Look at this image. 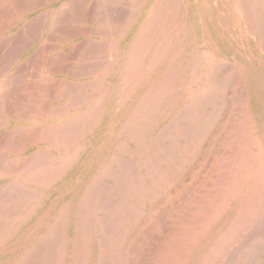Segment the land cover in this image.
Masks as SVG:
<instances>
[{"label": "rangeland", "instance_id": "obj_1", "mask_svg": "<svg viewBox=\"0 0 264 264\" xmlns=\"http://www.w3.org/2000/svg\"><path fill=\"white\" fill-rule=\"evenodd\" d=\"M1 1H2V3L0 4V11H1L0 14L2 13L1 17H3V13L7 12V11H4V9L5 10L7 9V7H8L7 4L11 3V1L10 0H0V2ZM43 1H45V0H43ZM43 1H42V3H43ZM70 1L71 0H53V1L49 0V3H46V2H48V0H47L45 3H43V6H42L39 13L28 17L26 20H23V18H21L23 14L19 13V15L20 14L21 15L18 17H19V19H21V22L17 25L16 28H12V29H11V26H9L12 22L10 20H8V19H10V16L14 13V12H12L14 10V8H12L11 4H10L11 7L10 6L9 7L12 8L13 10L8 7L7 15H9V16L2 18L4 20L6 18V22L4 21L6 23L5 27L7 26L6 30H5V27L3 25L4 22L0 17V19H1L0 22L1 21L3 22V23L1 22L0 24L3 25L2 29H4V30H2V29L0 30L1 31L0 32V40L6 38V40H4V42L3 41H0V42L1 43L3 42L2 44H4V45L6 43H8V44H6V46L8 45L7 47H4V45H2V44L0 45V47H1L0 49L4 48L2 51L0 50L1 51L0 52L1 53L0 54V72H1L0 73V79L3 81V78L6 77L3 82H5L7 80L10 81V79H9L10 74L12 76L10 78H12L13 81H14L13 75H14V78L16 77L15 83L12 80H11L12 83L7 81L10 84L6 82L5 86H3L4 83H2V81L0 80V85L2 84L0 86V92L3 90L1 92L3 94L0 93V96H4L2 98L0 97V99L3 100L5 98L3 101L0 100L1 101V103H0V111H1L0 114L2 115V116L0 115V117H3V118H0V264H8V262L10 261V259L12 257V251H13L12 250L13 245L11 243L12 242L11 240L13 239L12 237H15V235H16L17 236L16 242H18V239L20 241V237L23 239H29L31 236H34V235L44 236V235L49 233L48 229H49L50 225L54 224L52 226L54 228L56 222L58 221V218H60V217H62V218L59 220L60 223L59 222L58 223L61 227L58 226L57 225L58 223H57L56 227L57 226L58 227H57V229L55 227L54 231L56 233H60L58 228L59 229L61 228L60 230H61V234L63 236V239L65 240V244H66L65 249H66V253L69 257L68 262L70 264H72L73 260H74L73 264H91L92 260H91L90 256L97 255L99 252L103 253L104 248H102V247H104V246H101V245H105L107 243V242H104L105 243L104 244L103 241H106V239H105L106 238L105 235H107L106 230H107V233L109 232L108 229H105L106 226H104L106 224V223H104V221L105 222L107 221V214L105 213L106 210H104L103 205L106 208L107 204L103 203V201L106 202L105 200H103V198L104 199H105V197H106V199L108 198V193H105V192L107 190L109 192L112 189L110 191V193L112 192L111 194H113V192L115 191V189L110 187V185L115 187V185H117V182H118L117 180L121 178L120 175L123 174L121 171V168H119L122 165L121 162L123 160L126 161V159H127V160H129L128 164L133 163L132 161H136V159H137L136 156L141 152V149L144 147V145L147 144V142H150V140L152 141V139L156 138V135L158 132L160 133L162 130L161 133L165 134L163 129L165 127L167 128L169 126V123L171 124L172 121H170V120H172L175 111L180 106H182L184 101L187 99L186 95L188 94V92L190 90L198 87L199 84H201L203 81L208 80V79H206L208 76L207 74L210 75L211 71L205 69V64H207L211 59L210 58V53L212 52L211 50H213L215 52V57L218 58V59L215 58L214 64H219L220 62H221V64H223L224 62L222 63V61H227L224 63V65L219 64V65L215 66L216 69L214 68V71L216 70L215 72H217V73H215L216 84H218V85H216L217 89L223 90V92H224L223 93V99L225 98L224 100H222L220 102L221 104H218V106H223L222 114H224L225 116L224 115L222 116V114H221V116L219 117L218 121L215 124L216 125L214 127L215 130L213 129L214 133L212 132V134L210 135L211 138L210 137H209L210 139L207 138V140L204 143V145H206V146L203 145L201 151L198 152L196 157L192 158L191 161H193L192 163H195V164H191V166L188 167L187 172L185 171V174L182 176L183 178H180V181H178V183L175 186L171 187V189L169 191L170 196H169L168 202H166L165 199L162 200L163 203L159 206V209L157 211L158 213L155 215L156 219L152 220L153 226H156V228H154L152 226V229L153 228H154L153 230L157 229V226H159L160 223H162L163 221L165 223V221L167 220V222H166L167 224L164 226V230L162 229L163 226L158 228L159 230L157 229L156 231H153V232H152V230L149 229L150 227L148 225L147 226L145 225L143 227L145 232H148L150 230L151 231L150 233H152V235H153L154 239L151 241V243H152V247H154V249H156V252H155L156 255L159 253L158 251H159L160 246L163 247L161 249L162 251L166 250L165 245L169 246L170 244H172V246H173L174 245L173 244L174 239H175V241L178 240L179 239L178 236L182 235L185 231H189V232H193V233L196 232L195 227L192 229L191 227H189V224L184 225V223H189L188 221L191 222L194 219H196L195 216H198V212L200 211V208H199L200 205L202 208L205 207L204 201H203L204 199H208V198L210 199L211 196H209V195H213L215 193H217V194L220 193L219 190H220L221 186L224 185V183L222 181H224L226 176H228L227 172L226 173H220V172H225L224 170L230 171L231 169L233 170L234 168L236 169L239 161L241 162V164H242V162H244V160L246 161V159L248 160L247 162L252 161L251 158H253V155L252 156H249V155L253 154V153H254V155L257 154L258 149L255 150V147L247 146V144H245V146L248 147L249 149L248 148L245 149L246 147L245 146L243 147L244 142H246V140H248L247 143H250L251 141H253V143L256 142L260 148L264 144V75L263 76H257L255 79H252L251 77H249V75L247 76V72L245 71V69L243 67V63H242L243 60L246 59V60H249L252 63V65H254V68H257V69L264 68V51H263L264 50V48H263L264 39H263V43L262 42L260 43L261 46L259 48V46H257L259 44L255 43L251 40L237 39V37L239 35V30L236 28L235 25H231L228 22L227 23L225 22L226 24L224 23V24H221V26L217 25L214 27L213 22L210 23V21H208V20H206V22L204 24V22H202L200 20L201 15H202V14H200L201 13L200 10L203 9L201 7V4H202L201 0H175L176 5L173 6L171 9L167 8V7H164V8L160 7L159 9L156 10V12L151 10V9H153V4H155L157 0H113V1L112 0H88V1L84 0L85 3L82 2L83 0H76L77 1V6H76L77 12H78V7L81 6L80 7L81 10L79 11V15H77L78 13H76V10L75 11L72 10V12L76 13L77 18L75 17L76 15H74V13H72L71 11H68L69 7H73L72 4H71L72 6H70ZM159 1H163V2L165 1V3H167V0H159ZM222 1L223 0H216V2L219 3V6H221V9H224L225 4H224V1H223V3H222ZM249 1L248 0H247V2L245 1V4H244L243 3L244 0H234V2H236L234 4V7L237 9L240 7L242 8V4H243L247 9H250L253 5V4H250L251 2L254 1L253 3H255V2L258 3V0L257 1L256 0H249ZM260 1L262 2V0H259L258 4L261 3ZM98 2L101 3L100 4L101 7L98 4ZM64 3H65V5H64ZM73 4H76V3H73ZM97 5L99 6V8H97L98 7ZM250 5H251V7H249ZM65 7H68V8L64 9ZM125 7L128 10L127 12H125L126 11ZM232 7H233V4H232ZM101 8H102V10H101ZM119 8H122V11H124V13H127L128 15L126 14L127 16L123 17L125 14H123V12ZM133 8H135L136 10ZM173 9L175 10V12ZM2 10H3V12H2ZM63 10H65L69 13L71 12L70 15L68 16V13L64 12ZM98 10L100 13L98 12ZM117 10L122 13V19L119 18V17H121V15H120L121 13L120 14L117 13L119 15V17L116 14V17L120 19V20L119 19L118 20L120 22H121V20H122V22L125 20V22L122 23V26L120 23H118V24H120L119 26H115V25H118V24H116L117 22H115V21H117L116 17H115V12H118ZM133 10L136 11V13H133L134 12ZM150 10H151V12H150ZM10 12H12V14H10ZM43 12H45L46 14ZM96 12H97V14H101V16L99 17V15H96L95 14ZM165 12H168V13H165ZM47 13L49 15H47ZM62 13H66V15L69 17V19L72 18V17L70 18L71 15L75 19H77V20L79 19L78 21L74 20L76 22L73 21L74 22L73 23V22H71L73 19L72 18L70 20V24H69V22L68 23L66 22V24L70 25V26L69 25H67V26H69V27L73 26L72 28L78 29V31L80 30V34L76 30L79 35L76 38H74L73 40H71L70 42L64 41V38L66 37V35H65L66 28L68 29L69 27L65 28L64 22L60 21L61 19H63V17L61 18V15L66 16V15H63ZM149 13H151V14H149ZM154 13L156 14L158 20L160 19L159 22L154 21V19H153ZM171 13H173V14H171ZM40 15L41 16L43 15L46 20L43 19V16L40 17ZM149 16H151L152 18H148ZM37 17H40L42 19H40V18L38 19ZM251 17L252 16H249V19H252V18L253 19L252 20L248 19L249 23H250V21H255L254 17H252V18ZM36 18L39 21L38 23L43 21L41 24L42 26L40 24L36 25L37 24ZM31 19H33V20H31ZM34 19L36 20V22H35L36 24L35 23L32 24V21H35ZM174 19H176V20L174 21ZM99 20H102V22ZM202 20H203V18H202ZM29 21L32 25L29 24ZM52 21H54V22H52ZM98 21H99V24H97ZM173 21H174V23H173ZM103 22L110 28H107V26ZM127 22L128 23L130 22V23L128 24ZM146 22H148L150 24V26L147 25ZM179 22L183 23L181 28L179 27L181 25V24H179ZM58 23H59V26L57 25ZM60 23H62L63 25L61 26ZM171 23H173V24H171ZM253 23H257V18H256V22H253ZM253 23L251 22L250 24H252V26L254 27ZM26 24L28 25L27 27H26ZM44 24H45V26H43ZM112 24L113 25L115 24L114 26L116 28L113 26V29H112L111 28ZM39 25L41 26L42 29L40 28ZM52 25H55V27H57V28L59 27L60 28L59 31L62 32V33L58 32V34H57L58 36L55 37L57 40L54 39L56 42L54 40H52L53 39V37H52L53 33L50 31V28ZM103 25H104V27H103ZM146 25L149 27L148 30L143 28L144 26L147 27ZM172 25H174V26H172ZM176 25H178V27L180 28V30H179V28L177 29V30H179V32L177 31L178 32L177 34L175 32L176 28H177ZM63 26H64V29H63ZM125 26H126V28H125ZM258 26H259V24H258ZM24 27H26V28L24 29ZM34 27H35V29H34ZM222 27H224V30ZM72 28L69 29L68 31H73ZM201 28H202V30L203 29L208 30V32H209L208 35H210V36L203 34L201 31ZM213 28L215 29L216 33L218 32L223 38L229 37V36H234L237 40L235 39L234 41L233 40L225 41V39H223L222 37H221V40H219V39L213 40L210 38L211 34L214 33L212 31ZM168 29H169V31H168V33H166ZM29 30H30V33H35V35H34L35 38L33 37L32 34L29 33ZM82 30L90 31V32H92V35H91V33H89V32L85 33ZM101 30H103V31L105 30L104 31L105 34L107 32V35L104 34L105 36H108L110 33L111 34L108 37L104 36L105 38L101 37V35H99V34L103 33V31L101 32ZM173 30H174V32H173ZM260 30H262V29H260ZM76 31H74V32H76ZM81 31H82V33H81ZM18 32H19V34H18ZM37 32H39V33L36 36ZM148 32H150V33H148ZM260 32L264 36V29H263V31H260ZM21 33L23 36L21 35ZM63 33H64L65 37L62 35ZM93 33H95V34L99 33L98 34L99 36L93 35ZM171 33H173V34H171ZM49 34H50V36H49ZM169 34L171 36H173L174 34L175 35L173 36V38L172 37L169 38V36H170ZM18 35H20L21 38L23 37L22 39H24V40L26 38L29 39L33 44L32 43L30 44V42L27 39L25 40V42H24V40L22 41ZM30 35H32V36L29 37ZM14 36H16V37L18 36V37L16 38ZM26 36H28V37H26ZM38 36H39V38H38ZM102 36H103V34H102ZM50 37H51V39H50V41H48V39ZM83 37L84 38L86 37L87 40H85L86 38L83 39ZM8 38L11 42L14 40L15 41L11 43L8 40ZM13 38H16L18 40L17 41H16V39L13 40ZM30 38L33 40L37 38V40H34V42H33V40H31ZM40 38L42 41L44 40V42L50 44V45H46V47H45L46 50L42 51L43 54L46 52L45 53L46 55L45 54L43 56L41 55L42 57H46V59H47V58H49V57L51 58L53 56L55 59V56L53 54H55L58 57L62 53L60 55L61 57H58V58L56 57L58 59V60H56L57 62L61 59L60 60L61 65H59V67H58V63H60V62H58V63L54 62V60L52 59L53 62L49 63L48 59L46 60L45 58H42V59L46 60V61H44L40 58L41 56H39L40 54H38L39 52H37L39 49L35 47V43ZM261 39H262V37H261ZM261 39H260V41H262ZM7 40H8V42L5 43V41H7ZM88 40H89V42H88ZM111 40H112L113 45L111 43ZM138 40H139V42H138ZM93 41H95V43H96V45L93 44V46L95 45L97 47V49L91 48V46H92L91 43H93ZM105 41H108V44ZM206 41H208V42H206ZM85 42L87 44H85L83 46V44ZM14 43H16V44L20 43L22 46L21 45L19 46L16 44L14 45ZM23 43L24 44L27 43L25 46H27L29 43L30 46H27L28 47L27 49H22L25 51L20 50L21 52H19L18 49L24 47ZM81 43H83V44H81ZM88 43H90L91 45ZM11 44H13V47L10 46ZM104 44H106L105 45L106 47L104 46ZM137 44H138V46L136 49L135 45H137ZM67 45L69 47H67ZM100 45H103V46L101 47ZM109 45H111V46H109ZM16 46L17 47L19 46L18 49H16L17 48ZM132 46H134V49L136 50L135 53H134V49L131 52ZM8 47H11V48L9 49ZM47 47H49L50 49L52 48L51 49L52 51ZM55 47H58V48L53 49ZM12 48L13 49L15 48L14 50L16 51L17 55L16 54L14 55L15 52H13ZM61 48H63V49H61ZM66 48H67V50H66ZM256 48L259 50H256ZM47 49H49L48 50L49 54L47 53ZM85 49H87V50L92 49L94 52L91 53L92 50L90 52L88 50V53H89L88 54L87 50H85ZM4 50L6 51V53ZM7 50H9V51L12 50L10 54L15 56V57L14 56L12 57L13 61L11 60L12 59V58H10L11 55H9V51H7ZM95 50H97V52L99 50H101L102 53L104 54V55L103 54L100 55L98 53V55H100L99 60L101 62L98 60V55L95 56V54H97V52ZM3 51H4V53H3ZM35 51H36V57L38 56L40 58V60H39V58L34 57ZM62 51H64V53ZM106 51L109 53H106ZM18 53H20V54H18ZM111 53H112V56H111ZM130 53H131V55H130ZM132 53H134L136 56L135 57L136 63L138 62V64H136V66H135V62L133 63L130 60L134 57V56H132L133 55ZM184 53L185 54H187V53L188 54L189 53L194 54L195 53V55L197 54L195 57H197V58L199 57V58L198 59L196 58V60L194 61L195 66L192 63V65L190 66L189 69H187V71L182 72L181 68L179 69L180 64H181L179 62L186 57L184 55ZM7 54L9 55V58H10V59H8L9 64H7L8 60H6L8 58V57L6 58ZM86 54H87V56H86ZM198 54H199V56H198ZM200 54L202 56L204 54H206V56H204L206 58H202V56H200ZM1 55H3V56H1ZM62 55H64V56H62ZM93 55H94V58H93ZM103 56L104 57L107 56L106 58H109L110 60L105 59V58L103 59ZM32 57L35 59H33ZM157 57H158V59H157ZM219 57H220V59H219ZM64 58H65V60H64ZM200 58H201V60H199ZM28 59H30L31 61H32V59L34 61H37V59H38L37 63L33 61V63H35V64H40L41 61H44L43 63L42 62L41 63L42 64L45 63L46 65H48V63H49V65L44 66L45 65L44 64L42 67V64H40L42 69H43L42 70V69H40L41 67L40 68L38 67V65L37 66L36 65H29V63L31 61L27 62L26 60H28ZM153 59H157L156 62H155V60L153 61ZM204 59H206V60H204ZM216 59L218 61H220V60L221 61L218 63ZM10 60H11V62H10ZM50 61H51V59H50ZM98 61L100 62V64H97ZM107 61L109 64L104 63ZM24 62H25V64H24ZM20 63L21 64L23 63L25 70H20L21 68L23 69L22 65L20 67ZM33 63L31 62V64H33ZM55 63H57V64H55ZM132 63L135 66L134 67L135 70L134 69L130 70L131 68H133ZM196 63H197V65H196ZM5 64H7L10 68H6L7 70L3 69V67H8L7 65L5 66ZM51 64H54L55 66L57 65V67H54V65H53L51 68ZM104 64H106V65L104 66ZM201 64H203V65H201ZM25 65H27V67H25ZM28 65H29V67H28ZM95 65L98 68L96 67V69H95V67H94ZM99 65H101V66H99ZM34 66H36V68ZM49 66H50V69L48 68ZM60 66H62V68H60ZM130 66H131V68H130ZM192 66H194L196 68L199 66L196 69V72H195V68H193ZM217 66H219V67L217 68ZM220 66L222 68H220ZM17 67L19 70L17 69L18 71L17 70L15 71V69ZM45 67L48 68L47 71L50 70V72H46ZM107 67H109V68H107ZM127 67H128V71H130L128 73H127ZM203 67H204V69H203ZM92 68H94L95 71L93 69V72H92L91 71ZM106 68L108 69V71L106 70ZM176 68H177V70H176ZM32 69H34V70H32ZM51 69H54V71ZM55 69H57V71ZM60 69H61V72H60ZM173 69L175 71H173ZM35 70L36 71L38 70L37 73H40V74H36V75H38L37 77L33 76V75H35L34 73H36ZM39 70L42 71V73L44 72V74H46L48 76L47 77L46 75L42 74L43 78H44V76H46L47 80H46V78H44L46 81H42L43 78L41 79L42 76H41V72H39ZM88 70H90V71L88 72ZM14 71L16 72L15 73L16 75L13 73ZM51 71L54 73H52ZM151 71H152V73H150ZM58 72H60V73H58ZM135 72H136V74H135ZM170 72H171V74L173 73L172 74L173 77L172 76L170 77L171 74L168 75ZM24 73L31 74V75H27L28 76L27 77V76H25L26 74H24ZM32 73H33V75H32ZM87 73H88V76H87ZM105 73H106V75H105ZM7 74L9 75V77L7 76ZM68 74H70V75H68ZM131 75H133V76H131ZM192 75L193 76L196 75L197 77L192 78L193 77ZM29 76H31V78H29ZM164 76L165 77L167 76L165 78L166 80H167V78L170 77L169 82H166V84H165V82L163 83V81L165 80ZM7 77H8V79H7ZM100 77L102 79L98 80ZM223 77H225L226 82H225ZM219 78H220V81H219ZM221 78H222V80H221ZM22 79H23V81L21 82ZM40 79L42 82H40ZM192 79H194L193 81H195V84H194V82L191 81ZM217 79H218V81H217ZM38 80H39V83H41V85L44 84V86H42L41 88H40L41 85L37 83ZM96 80H98V81H96ZM199 81H201V82H199ZM82 82L83 83L86 82V84L84 83L85 84L84 87L81 86L83 84ZM96 82L97 83L99 82L98 85ZM134 82H136V83H134ZM160 82L163 83V87H164L163 90L166 91V93L163 94L164 96L162 98L160 97L161 99H158L160 91L162 90V88L160 86H157V84ZM32 83L34 85L37 84V86L32 85ZM11 84H12V86H10ZM26 84H27V86H26ZM225 84H227V85H225ZM7 85H9V86H7ZM28 85L29 86L31 85V87L34 86V87H36V89L39 85L38 88L41 90L37 89L38 90L37 91L34 87H32V89H34V91L30 90L31 87H29ZM91 85L95 87L94 88L95 91ZM101 85L103 86L102 88H101ZM224 86L226 89L224 88ZM1 87L3 89H1ZM24 87L26 89H27V87H28V89L30 88L28 90L29 92H27V90ZM63 87H65V88H63ZM66 87H69L70 90L72 89L73 92H71L72 90L69 91V89H68V91H69V93H68V91L66 90ZM85 87H87V88H85ZM157 87L159 89H157ZM20 88H21V90L25 89L24 91H26L25 92L26 95L24 94V91L22 92L20 90ZM63 89H65V90H63ZM156 89H157V91H156ZM102 90H103V93H102ZM148 90H149V95H148V97L145 98V100L146 99L148 100V102H147L143 98L145 97L144 93L146 92L145 94H147ZM170 90H172V91H170ZM19 91L22 94H20ZM64 91H66V92H64ZM158 91H159V93H158ZM163 92L161 91L160 96H162ZM167 92L168 93L170 92V93L168 94ZM99 93H102V95L98 96ZM152 93H153V97H152ZM17 94H18V96H17ZM23 94L25 95V98H24V96H21ZM154 95H156L157 97L155 98ZM229 95L231 96L230 98H229ZM19 96H21L23 100ZM148 98H150L151 100L153 99V102H149L150 99H148ZM15 99L18 100L17 103H19V104H17L15 102L16 101ZM161 100H162V102H160ZM139 101H140V104H141V102L143 103L145 101L146 104L149 103L148 104L149 106L144 105L145 106L144 107L143 104H141L143 108H141L142 110L140 112L139 111L140 108L137 109L138 107H141V105L139 104ZM239 101H241V102H239ZM22 102H23V104H22ZM157 102H159L158 105H156ZM243 102H244V104H242ZM13 103L14 104L16 103L15 106ZM222 103H223V105H222ZM20 104H21V108L24 110L23 111L21 109L23 111V113L19 111L20 110V106H19ZM96 104H98V105H96ZM235 104H236V106H235ZM22 105H23V107H22ZM65 105H67V107ZM61 106H63V107L65 106L67 109H65L63 107L61 108ZM136 106H137V108H136ZM15 107H17L18 109H16ZM55 107H57V108L60 107L58 109L61 111V113ZM242 107H245V108L242 109ZM94 108H96V109L94 110ZM227 108L228 109L231 108V110L230 109L228 110ZM86 109L88 110L87 112H86ZM158 109H160V111H162V112L160 113V111ZM244 109L246 111L248 110V113H246ZM90 110L91 111L93 110L92 111L93 113ZM136 110H138V112ZM234 110L235 111L237 110V111L235 112ZM152 111H154V112H152ZM36 112L38 113L39 116L36 114ZM58 112L60 114H57ZM90 112H91V114H94V116L92 115V117H91ZM134 112H135V114H133ZM158 113H160V114L158 115ZM52 114H54V115H52ZM245 114L248 115V116L246 115L248 118L245 116ZM84 115H86L88 118ZM243 115L245 116V120H248L247 122L244 121ZM237 116H239V117L237 118ZM17 117H19V118L25 117V118H23L24 120L23 119L20 120ZM79 117L80 118L84 117L83 119H85V120H83V122H82V119L80 120ZM75 118H76V122L74 121ZM77 118H79V119H77ZM95 118H96V120H95ZM156 118H157V121H156ZM227 119H228V121H227ZM87 120L88 121L91 120L92 122H94V125L92 123H90V121L88 122L89 124L86 123ZM142 120H144V121L142 122ZM69 121H74L72 125L68 124V125H70V128L72 126L78 127L79 123H80L79 126H81V127L78 129L75 127H72L73 129H68L69 127H68L67 123H69ZM77 121H79V123H77ZM81 122H82V124H81ZM141 122H142V124H141ZM239 122H242L243 124L239 123ZM139 123H140V125H138ZM221 124H222L223 128L221 127ZM236 124H238L237 125L238 127L236 126ZM63 125H65L67 127V129H66V127L64 128ZM164 125H167V126L164 127ZM246 125L248 127L250 126L249 131H247L248 129L247 130L245 129L247 127ZM56 126L60 127V131L58 130V128ZM85 126L88 129H86ZM137 126H138V128H137ZM224 126L226 127L227 130H225ZM243 126H245V128H243ZM20 127H21V129L23 128L21 131L19 130ZM46 127H47V130H49L48 127H51L53 134L55 136H57L58 138L57 139L54 138L53 135H52L53 136L52 137L51 136L52 132L50 130H49V132H50L49 135L46 132L47 130L44 133V130ZM52 127H53V129H52ZM83 127H84L85 132L82 131ZM139 127L141 128V130ZM162 127H163V129H162ZM216 127L218 130H216ZM14 128L16 130H18V132ZM55 128H57V129H55ZM166 128L164 130H166ZM238 128H239V130H238ZM242 128H243V130H242ZM74 129L75 130L77 129L76 134H75ZM228 129H232V130H228ZM11 130L16 131V133H18V134H15V132L13 133ZM56 130H58V131H56ZM69 130H70V133L72 134L73 137L70 136L71 134L69 133ZM72 130H74V132ZM241 130H242V132H241ZM55 131L60 132V134L59 135L56 134ZM61 131H63L62 132L63 134H61ZM219 131H220V133H219ZM229 131H231V133H229ZM244 131L247 134H244L245 133ZM28 133L31 136L28 135V138L26 140H24V138L27 137ZM161 133H160V135H161ZM216 133H217V135H216ZM221 133H223V134H221ZM83 134H85V135H83ZM132 134H133V136H131ZM141 134L143 136L146 134L145 135L146 138L143 137L141 139V140H143V139L145 140V141L143 140V142H140L141 140L139 139L142 137ZM218 134H220V135H218ZM24 135L26 137H24ZM81 135H83V136H81ZM223 135H224V137H223ZM246 135H249L250 139ZM228 136H229V138H227ZM22 137H23L24 141L22 139H20ZM29 137H32V139ZM69 137H70V139H68ZM131 137L134 138V140ZM159 137L160 136L157 135V138H159ZM214 137H215V140H213ZM234 137L237 138V140ZM62 138H64V141ZM29 139L31 141H29ZM49 139H51V141H48ZM66 139H67V141H65ZM232 139H235L234 142H231ZM241 140H242V142L243 141L244 142L242 143ZM28 142L30 144H28ZM237 143H239L240 146H238ZM241 143H242V145H241ZM62 144H64V145L67 144L66 146L68 149L66 148V146H64ZM222 144H223V146H222ZM233 144H237V146L234 145L235 147L233 148L232 147ZM121 145L124 147L126 146V148H127V146L129 148H132L133 150L131 149L132 150L131 152L135 151V153H131L129 150H126V151H129L131 154L126 152L125 148L122 147ZM216 145H218L219 147H216ZM6 146H8L7 147L8 150L7 149L5 150ZM140 146H141V148H140ZM211 146L213 148H211ZM228 146H231L230 149ZM54 147L55 148L58 147V150H57V148L55 149ZM62 147H65L67 150L65 148L64 149L67 152H65ZM79 147H81V148H79ZM238 147H240L242 149L244 154L249 151L248 153H246L248 155L245 154L244 155L245 157H243V154H241L242 152ZM49 148H51L50 151H49ZM119 148H120V151H119ZM129 148H127V149H129ZM44 149H46V153H45ZM77 149L78 150L80 149V150L78 151ZM42 150L44 151V153L42 152ZM122 150L125 152L123 153ZM212 150H213L214 154L211 153ZM221 150H223V151L228 150L227 151L228 154H226V152H225L226 155H223L224 152H222ZM230 150H232V151H230ZM37 151H39L38 154H40V152H41V156H38ZM48 151L50 153L49 156H47L49 154ZM217 151L219 153L222 152L223 154L222 153L219 154ZM251 151H253V153H251ZM74 152H76L75 157H74ZM203 152H206V153H203ZM239 152H240V154H239ZM63 153L65 154V156L67 153L69 154L67 156L68 160L63 159V158H65V156H63L64 155ZM208 153H209V156H208ZM235 153L238 154V155H236L237 156L236 159L234 157ZM43 154H44V156H43ZM125 154H127V155H125ZM211 154L214 155L215 158L218 157L216 166H213V160L215 158H213ZM227 155H229L228 159H227ZM230 155H231V157H230ZM239 155H242V159ZM35 156L38 157L36 159H38L37 161L39 162L38 163L39 165L37 164V162L35 163V160H36ZM45 156H47V157H45ZM53 156H55V157H53ZM70 156L71 157L73 156L72 157L73 160H71V161H70V158H71ZM200 156L201 157L203 156V157L199 158ZM42 157H44V158H42ZM48 157H50L51 160L48 159ZM118 157L119 158L121 157V158L119 159ZM206 157H207V161L203 162L204 158H206ZM41 158L43 160L44 159H46V160L42 161ZM54 158L55 159L59 158L60 160L59 159L58 160L63 161V162L59 163L58 160L56 159L57 162L55 161L56 162V166H55V162H53V160H52ZM61 158H62V160H61ZM111 158H113V160L115 158H117V160L116 159L115 160L118 162L121 160V162H119L118 164L115 162V160H114V162H111L112 161ZM212 158H213V160H212ZM219 158L221 161L219 160ZM131 159H133V160L131 161ZM210 159H211V161H210ZM225 159H227V160H225ZM231 159L233 161H236V162L238 161V162L233 163ZM228 160H231V162L233 164L230 163ZM64 161H66V162L70 161V162H68L67 165H64V164H66V162H64ZM198 162H200V165H198L199 164ZM223 162H225V163L227 162V164L228 163L229 164L227 165V164H224ZM51 163H52V165H51ZM57 163H59L58 165L61 169H63V168L64 169L63 170H61V169L57 170L58 169ZM122 163L125 164V163H127V161L122 162ZM202 163H203V167H202ZM221 163H223V164H221ZM60 164H63L62 165L63 167H61ZM109 164L111 166V169L115 168V169H113V172L111 171ZM208 164H210V165H208ZM193 165H194V167H193ZM218 165H223V166L219 167ZM225 165L227 166V168ZM233 165H234V168H233ZM37 166L38 167L40 166L39 167L40 169L37 168ZM41 166H43V167H41ZM64 166L67 168H65ZM108 166H109V169H108ZM200 166L202 168H200ZM209 166H210V168L212 167L211 169H213V172L209 168ZM224 166H225V168H224ZM45 167L49 168V169L52 167L51 168L52 171L54 170V172H56L57 174L58 173H61V174H58L59 175L58 176L56 173H53L51 170H47V173H48V175H47V173H45L46 172ZM34 168L36 170H33ZM42 168L45 169L44 172H42L44 170V169L42 170ZM118 168H119V170H118ZM221 168H223V169H221ZM38 169L40 170V172H42V173H39L40 177L43 178V176H41V174H43V175L46 174L47 178L50 177V174H54L53 176L51 175L50 178H52L56 174V178L54 177L55 180L53 181L51 179L48 181L49 178L47 179L45 177L46 176L45 175L44 178L47 179V180L45 179V181H44V178H43V181L45 182V184L43 181H41L42 184L39 183L40 180L42 179L40 177H38L39 180L38 179L37 180L39 182H37L36 185H35V183L30 185V184L20 182L22 178H26L28 176H31L34 172H38L39 171ZM102 170H103V172L105 171V173L101 172ZM108 170H109L110 174L109 173L107 174ZM188 170H189V172H188ZM210 170H211V172H210ZM197 171H199V173ZM200 171H202V173ZM206 171H207V173L203 174V172H206ZM49 172H50V174H49ZM115 172H116V176L114 174ZM1 173L3 175H1ZM112 173L114 175H112ZM208 173H213L215 175L217 173L218 176L223 178L221 181L222 183L212 184V186H210V189H209V187H207L208 189L206 188L207 192H203L204 189L200 192L199 186H200L201 182H197V181H199L200 178L204 179ZM219 173H220V175H219ZM18 174H19V176H18ZM104 174L109 175V177L108 176L106 177V175H104ZM98 175H99V179H100V180L98 179L99 185L97 184L98 180H97V182H95V180H96L95 177L96 176L98 177ZM103 175H104V177H103ZM118 175H119V177H117ZM215 175H213V176L215 177ZM217 175H216V177H217ZM57 176H58V178H57ZM110 176H111V179H110ZM185 176H186V178H185ZM189 176H191L190 180H192V181H188ZM113 178L115 179V181ZM196 178H197V180H196ZM203 179L201 181H203ZM12 180H14V181H12ZM92 181L95 183H93ZM100 181H102V182H100ZM103 181H104V183H109L110 185L108 186L107 184H104ZM181 181H183V182H181ZM13 182H14V185L16 184L15 186L13 185ZM188 182L190 183V185ZM194 182L199 183V184H195V186H194ZM17 183H19V184H17ZM92 183L96 184V186L91 185L94 187L93 188L91 187L92 190L90 192L89 186ZM100 183H102L105 187L101 186L102 184H100ZM19 185H21V187ZM16 186H19V187L16 188ZM98 186H101V187L99 188ZM86 187L89 189L87 190ZM96 187H97V190L95 189ZM109 187L111 189H108ZM184 187L185 188L187 187V188L184 189ZM102 188H104V189L101 190ZM173 188H174V190H173ZM181 188H183V190ZM105 189H106V191H105ZM190 189H192V190L190 191ZM98 190H99L101 195L104 193L103 195L105 197L101 196L100 194H97V196H94V194L99 193ZM101 191H103V192L101 193ZM183 191H185V192H183ZM211 191H213V192H211ZM86 192H88L87 193L88 196H89V194L91 196L88 198L84 197V199H83L84 201L88 199V202H87L88 205L86 203H83L84 201H82V197L84 195L87 197V195L85 194ZM187 192L190 193L191 195L190 194L186 195ZM32 193H35V196ZM194 193H196V195ZM113 195H115V194H113ZM113 195H109V196L114 197ZM166 195H168V194L166 193ZM178 195L181 196L180 198H182V199H184L185 196H186V198L184 200H181L178 197ZM203 195L206 197H204ZM189 196H191V197H189ZM195 196H201V197L196 198V201H194ZM94 197H95V199H94ZM175 197H177V198H175ZM92 198H93V200H92ZM97 198H98V200L102 198V201H98ZM170 199H172V200L170 201ZM185 200H187V201H185ZM191 200L194 202L191 203ZM91 201L93 203L92 205H91ZM197 201H199V202H197ZM97 202H100L101 204L100 203L98 204ZM181 203L183 204V206L180 205ZM82 204H84V205H82ZM89 204L92 207H95V205L97 204L96 205V208H97L96 211L94 210V208L91 209L92 207H90ZM167 204H170V205H167ZM171 204H172V206H171ZM99 205H101V207ZM174 205H175V207H174ZM191 205H192V207H191ZM194 205H197V207L195 206V209L198 211H196L195 209H194L195 211L193 209L192 210L189 209V207L194 208ZM82 206L83 207L85 206L86 208L85 207L83 208ZM80 207H82L85 212L87 211L85 213L87 216L84 214L83 211H81V212L84 215L82 213H80L81 215H83L82 219L84 220V221H82V219H81L80 221L82 222V224L85 223V224H83V226L86 228L85 229L83 227V230L80 229V228H82V227H80V225H82V224L78 218L81 216L79 214ZM89 207H90L91 211L94 210L92 213H89V212H91L87 209ZM16 208H18V210ZM101 208H103L104 211ZM65 209H66V211H65ZM98 209H101V211L100 210L98 211ZM165 209H167V210L169 209L167 211V213H165V211H163ZM25 211H27V212L25 213ZM181 211L183 212V214H186V213L187 214L182 215ZM93 213L100 220L94 218L95 215L93 216ZM160 213H161V215H160ZM204 213H206V208H205L203 214ZM164 214L165 215L167 214L170 217V219H172L171 220L172 223L170 222L169 217L167 215H166L167 216L166 217ZM181 215H182L181 218H184L185 220H188V221L185 222L184 219L181 220V218H180ZM160 216H163L162 217L163 219L160 218ZM105 217H106V219H105ZM157 217H159V218H157ZM260 217H261V219H260ZM260 217L258 218V219H260V220H258V223H257V220L255 222H253L255 224V226L253 223H251L249 226L247 225L245 227V230L242 227V229L244 230V233L242 232L243 231L242 229L239 230V232L235 235L236 236V239H235L236 241H234L235 243L233 242L231 245L226 246V248L224 250V254L227 256L224 255V257L228 260L231 259L230 261H232V262L230 263V261H228V260L226 262V259H224V258H222L224 260H221V258H219L217 262H219L221 264H241L243 262V259L245 257H248L253 250H256L258 247H261L264 245V237H262L263 240L258 239L259 237L261 238L262 234H264V232L262 231V229H264V225L261 226L262 224H264V212H263V215H260ZM55 218L57 219V221H55ZM101 218H103L104 220ZM192 218H193V220H192ZM95 219L98 221H96ZM158 219H160V220H158ZM176 219L179 220L178 221L179 223L175 221ZM101 221L103 222L104 225H99L100 223H102ZM159 221H161V222H159ZM173 221H175L176 223ZM168 222H170V223H168ZM36 223H38V224H36ZM93 223H94V226H93ZM173 223H175L176 225ZM145 224H147V223H145ZM77 225H78V227H77ZM257 225H260L259 229L261 230V232L258 230V228L255 229L256 227H258ZM167 226L169 229L167 228ZM75 227H77L78 230H80V232L76 231L77 228L75 230ZM103 227L105 230H103ZM108 227H106V228H108ZM180 227H181V230H180ZM248 227L250 228V230ZM171 228L172 229L174 228L173 231ZM142 229L140 230V233L136 236L137 238L135 237L137 241L143 240L144 236H145V238H147L146 233ZM160 229H162L163 231L162 230L160 231ZM49 230L51 231L52 229H49ZM166 230H168V231H166ZM178 230H180L179 234L180 233H182V234L177 235ZM54 231H51V232L54 233ZM165 231L170 233V234H168V233L164 234ZM245 231L246 232L252 231L253 233L254 232L255 233L251 234L252 232L251 233L249 232L251 234L250 235V234L246 233ZM78 232H79V237H75L78 234ZM103 232L105 233V235L103 234V236L105 238L104 237L102 238ZM142 232H144L145 234ZM171 232H174V233H171ZM56 233H54V234H56ZM155 234H158V235H155ZM173 234H175V235H173ZM238 234L241 236H238ZM255 234L257 235V237L258 236L259 237L258 238L255 237L256 236ZM258 234H260V235H258ZM253 235H254V237H252ZM80 236L82 238V240L80 239L81 243H83L85 241L86 242V243H84L85 245H83V244L80 245V242H78L79 240H77V241L74 240V239L80 238ZM154 236H156V237H154ZM171 236H173V237L176 236L178 239H176L175 237L173 239V237H171ZM84 237H86V238H84ZM239 237H242L241 239H243V240L245 239V241L240 240ZM139 238H141V239H139ZM160 238H162L161 241L156 240V239H160ZM99 239H101L102 241H100ZM165 239H167L166 240L167 242L164 243L163 241ZM171 239H173V240H171ZM254 239L257 240V244H256V240H255V242L253 241ZM247 240H249L250 242H253V244H250V242H248ZM261 240L263 242L261 243L262 245L260 246L258 244L260 243ZM74 241H76V242H74ZM166 243H168V244H166ZM254 243L257 245V247H255ZM99 244H101L100 245L101 247L99 246ZM158 244H159V246H158ZM233 244H235L237 247L236 246L234 247ZM246 244L247 245L249 244L251 246L250 247L248 245L247 249L250 247L248 250L246 248H244V246L245 247L247 246ZM139 245H141V243ZM156 245L159 248H157ZM239 245H241L242 247H240ZM83 246H85V247H83ZM232 247H234V248H232ZM236 248L237 249L243 248L244 250L246 249L247 250V251H245L246 256H245V254H243L244 253L243 249L240 250L241 252L243 251L241 253ZM261 249H262V247H261ZM234 251L236 253H238L239 255L236 253H234V255L232 254V256L229 255V254L233 253ZM72 253H73V255H72ZM79 254H80V256H79ZM175 255H178V251L176 252ZM256 255L258 256V257H256V259L258 258V260L254 261L253 264H261V263L264 264V252L260 253V254L255 253V256ZM82 260H83V262H82ZM260 260H262V262H260ZM101 262H103L102 264H104L105 261H101ZM101 262L99 264H101ZM219 263H217V264H219Z\"/></svg>", "mask_w": 264, "mask_h": 264}, {"label": "bare ground", "instance_id": "obj_2", "mask_svg": "<svg viewBox=\"0 0 264 264\" xmlns=\"http://www.w3.org/2000/svg\"><path fill=\"white\" fill-rule=\"evenodd\" d=\"M11 1V3H8L7 5H8V7L10 6V4H11V6H12V8H14V10L12 9V8H10V9H12L13 11L12 12H14L13 14H12V12H10V14H12L11 16H10V19H8V20H10L12 23L9 25V26H11V29L12 28H16L17 27V25L21 22V19H19V17L18 16H20L19 15V13H22L23 15H22V17L21 18H23V20H26L28 17H30V16H32V15H34V14H37V13H39L40 12V10H41V8H42V6H43V3H45L47 0H45V1H43V0H10ZM42 1H43V3H42ZM51 1V0H50ZM53 1V0H52ZM76 1V0H75ZM74 0H71L70 1V6H72L73 5V7H69V9H68V11H71L72 12V10H76V6H77V1L75 2ZM86 1H88V0H86ZM113 1V0H112ZM224 1V4H225V6H224V9H221V6H219V3H217L216 2V0H201V7L203 8V9H201L200 10V14H202L201 15V21L202 22H204V24H205V22H206V20H208V21H210V23L211 22H213V26L215 27V26H221V24H224L225 22L227 23H229V24H231V25H235L236 26V28L239 30V35H238V37H237V39H248V40H251V41H253V42H255V43H258L259 45H257V46H259V48H260V46H261V42L263 43V39H264V36L262 35V33L260 32V31H263V29H264V0H262V2L260 3V4H258L259 3V0H258V3L257 2H255V3H253V2H251L250 4H253L252 5V7H251V5L249 6V7H251L250 9H247L243 4H242V8L240 7V8H235L234 7V4L236 3V2H234V0H223ZM223 1H222V3H223ZM245 1L247 2V0H244V4H245ZM249 1V0H248ZM257 1V0H256ZM79 2V1H78ZM82 2H84L85 3V1L83 0ZM250 2V1H249ZM248 2V3H249ZM2 3V1L0 2V4ZM5 3V2H4ZM46 3H49V0H48V2H46ZM73 3H76V4H73ZM81 3V2H80ZM136 3V2H135ZM72 4V5H71ZM98 4L100 5L101 3H99L98 2ZM116 4V3H115ZM132 4V3H131ZM232 4H233V7H232ZM238 4V3H237ZM6 5V4H5ZM45 5V4H44ZM64 5H65V3H64ZM176 5V2H175V0H167V3H165V1L163 2V1H159V0H157L156 1V3L155 4H153V9H151V10H153V11H155L156 12V10L157 9H159L160 7H162V8H164V7H167V8H172L173 6H175ZM248 5V4H247ZM2 6V5H1ZM67 6V5H66ZM94 6V5H93ZM98 6V5H97ZM134 6V5H133ZM7 7V6H6ZM8 7H7V9L5 10L4 9V11H7L5 14L3 13V17H8L9 15H7V13H8ZM63 7V6H62ZM61 7V8H62ZM81 6H79L78 7V12H77V10H76V13H78L77 15H79V11L81 10V8H80ZM96 7V6H95ZM100 7H101V5H100ZM4 8V7H3ZM68 7H65L64 9H67ZM71 8V9H70ZM80 8V9H79ZM97 8H99V6L97 7ZM96 8V9H97ZM124 8V7H123ZM9 9V10H10ZM121 11H122V8H119ZM118 9V10H119ZM125 9H126V7H125ZM133 9H135V8H133ZM175 9V8H174ZM173 9V10H174ZM178 9V8H177ZM206 9V10H205ZM221 9V10H220ZM101 10H102V8H101ZM117 10V11H118ZM136 10V9H135ZM151 10H150V12H151ZM168 10V9H167ZM223 10V11H222ZM11 11V10H10ZM43 11V10H42ZM64 12H66V13H68V16L70 15V13L69 12H67V11H65V10H63ZM62 11V12H63ZM97 11V10H96ZM128 10L126 9V11L125 12H127ZM134 11V10H133ZM132 11V12H133ZM1 12V11H0ZM2 12H3V10H2ZM52 12V11H51ZM54 12V11H53ZM98 12H99V10H98ZM123 12V14H125L123 17H125V16H127L128 14L127 13H124V11H122ZM139 12V11H138ZM137 12V13H138ZM174 12H175V10H174ZM43 13H45V12H43ZM66 13H62L63 15H66ZM72 13H74V12H72ZM76 13H74V15H76ZM100 13V12H99ZM107 13V12H106ZM114 13V12H113ZM117 13H121V12H115V17H116V14ZM133 13H136V11H134ZM165 13H168V12H165ZM2 14V13H1ZM1 14H0V17H1ZM46 14V13H45ZM96 15H99V17L101 16V14H97V12L95 13ZM94 14V15H95ZM127 14V15H126ZM132 14V13H131ZM149 14H151V13H149ZM171 14H173V13H171ZM47 15H49L48 13H47ZM77 15L75 16L76 18H77ZM121 15V17H119V15L117 14V16L120 18V19H122V13L120 14ZM180 15V14H179ZM182 15V14H181ZM14 16V17H13ZM43 16V15H42ZM41 15H40V17H42ZM67 15L66 16H62L61 15V18L63 17V19H61L60 17V21H63L64 22V24H65V28L66 27H69L70 25V20L72 19V21L71 22H73L74 20H77V19H75L72 15L70 16V18L71 19H69V17H68ZM109 16V15H108ZM137 16V15H136ZM249 16H252V17H254V20L255 21H250V23L252 22H256V18H257V23H253L254 24V27L252 26V24H250L249 23V20H252V19H249ZM3 17H1V19L3 18ZM40 17H37L38 19L40 18ZM68 17V18H67ZM36 18V19H37ZM95 18V17H94ZM98 18V17H97ZM103 18V17H102ZM114 18V17H113ZM119 18H117L116 17V20L117 21H115V22H117L116 24H118V23H120L121 24V26H122V23L123 22H125V20L122 22V20H121V22L119 21L120 19ZM148 18H152L151 16H149ZM202 18H203V20H202ZM0 19V20H1ZM38 19H37V24L35 23L36 22V20L35 21H32V24L33 23H35L36 25H38V24H42V22H40V23H38L39 21H38ZM40 19H42V18H40ZM43 19H45V17L43 16ZM99 19V18H98ZM115 19V18H114ZM119 19V20H118ZM124 19V18H123ZM130 19V18H129ZM154 21L155 22H159V20H158V18H157V16H156V14L154 13ZM162 19V18H161ZM165 19V18H164ZM249 19V20H248ZM3 20V22L5 21L6 22V18H5V20L4 19H2ZM31 20H33V19H31ZM46 20V19H45ZM69 20V21H68ZM79 20V19H78ZM77 20V21H78ZM103 20V19H102ZM102 20H99V21H101L102 22ZM148 20V19H147ZM173 20V19H172ZM171 20V21H172ZM176 19H174V21H175ZM99 21L97 22V24H99ZM174 21H173V23H174ZM2 22V21H1ZM0 22V23H1ZM2 22V23H3ZM3 23V25H4V27H5V24L6 23ZM52 22H54V21H52ZM66 22L68 23L69 22V24H66ZM74 22H76V21H74ZM73 22V23H74ZM100 22V23H101ZM113 22V21H112ZM114 22V23H115ZM26 23V22H25ZM104 23V22H103ZM128 23V22H127ZM130 23V22H129ZM128 23V24H129ZM147 23V25H149L150 26V24L148 23V22H146ZM145 23V24H146ZM173 23H171V24H173ZM201 23V22H200ZM225 23V24H226ZM28 24V23H27ZM26 24V27L30 24V25H32L31 23H30V21H29V24L27 25ZM61 24V26L63 25L62 23H60ZM105 24V23H104ZM120 24H118V25H115V26H119ZM144 24V25H145ZM177 24V23H176ZM179 24H181L179 27L181 28L182 27V25H183V23H180L179 22ZM258 24H259V26H258ZM2 24H0V30L2 29V26H3ZM8 25V24H7ZM35 25V26H36ZM39 25V26H40ZM58 26H59V23L57 24ZM67 25H69V26H67ZM106 25V24H105ZM113 24L111 25V28L113 29V26H114ZM126 25V24H125ZM146 25V26H147ZM152 25V24H151ZM8 26V27H9ZM25 26V25H24ZM38 26V27H39ZM42 26V25H41ZM41 26H40V28H41ZM43 26H45V24L43 25ZM60 26V27H61ZM107 26V25H106ZM114 26V27H115ZM128 26V25H127ZM172 26H174V25H172ZM177 26V28H176V34L179 32V30H180V28L178 27V25H176ZM175 26V27H176ZM3 27V28H4ZM7 27V26H6ZM5 27V30L7 29ZM26 27H24V29L26 28ZM30 27V26H29ZM73 26H71V27H69L68 29L66 28V31H65V35H66V37L64 36V33L62 34L65 38H64V41L65 42H70L71 40H73L74 38H76L79 34H80V30L78 31V29H74V28H72ZM103 27H104V25H103ZM148 27V26H147ZM147 27H143V28H145L146 30H148L149 29V27L147 28ZM23 28V27H22ZM31 28V27H30ZM29 28V29H30ZM37 28V27H36ZM73 29V31H68L69 29ZM107 28H110V27H108L107 26ZM116 28V27H115ZM125 28H126V26H125ZM142 28V29H143ZM172 28V27H171ZM174 28V27H173ZM179 28V30H177ZM223 28V30H224V27H222ZM23 29V30H24ZM34 29H35V27H34ZM33 29V30H34ZM42 29V28H41ZM40 29V30H41ZM63 29H64V26H63ZM144 29V30H145ZM260 29H262V30H260ZM2 30H4V29H2ZM31 30V29H30ZM30 30H29V33H30ZM37 30V29H36ZM35 30V31H36ZM60 30V28L58 27H55V25H52L51 26V28H50V31L53 33L52 34V37H53V39L52 40H54V39H56L55 37L56 36H58L57 34H58V32H61V31H59ZM78 31V33H77V31ZM107 30V29H106ZM111 30V29H110ZM21 31V30H20ZM54 31V32H53ZM74 31H76V32H74ZM83 32H89V33H91V35H92V32H90V31H84V30H82ZM82 31H81V33H82ZM103 30H101V32H102ZM105 31V30H104ZM103 31V33H101V34H99V35H101V37H104L105 35H107V32H106V34H105V32ZM168 31H169V29L167 30V32L166 33H168ZM178 31V32H177ZM201 31H202V33L203 34H205V35H208V30H202V28H201ZM212 31L214 32L213 34H211V39H219V40H221V35L217 32L216 33V31H215V29L213 28L212 29ZM1 32V31H0ZM40 32V31H39ZM39 32H37V34H36V36L38 35V33ZM43 32V31H42ZM113 32V31H112ZM142 32V31H141ZM173 32H174V30H173ZM3 33V32H2ZM26 33V32H25ZM62 33V32H61ZM145 33V32H144ZM148 33H150V32H148ZM12 34V33H11ZM18 34H19V32H18ZM28 34V33H27ZM30 34H32L33 35V37H34V35H35V33H30ZM51 34V33H50ZM50 34H49V36H50ZM98 34H95V33H93V35H98ZM102 34H103V36H102ZM105 34V35H104ZM111 34V33H110ZM109 34V35H110ZM171 34H173V33H171ZM232 34V33H231ZM21 35H22V33H21ZM26 35V34H25ZM24 35V36H25ZM32 35H30L29 37H31ZM61 35V34H60ZM88 35V34H87ZM98 35V36H99ZM108 35V36H109ZM170 35V34H169ZM175 35V34H174ZM173 35V36H174ZM204 35V36H205ZM19 36V38H21V36L20 35H18ZM17 36V37H18ZM23 36V35H22ZM48 36V37H49ZM62 36V37H63ZM108 36H105V37H108ZM122 36V35H121ZM173 36H169V38L170 37H172L173 38ZM208 36H210V35H208ZM4 37V36H3ZM6 37V36H5ZM14 37H16V36H14ZM16 37V38H17ZM26 37H28V36H26ZM104 37V38H105ZM112 37V36H111ZM114 37V36H113ZM215 37V38H214ZM225 37V36H224ZM261 37H262V39H261ZM10 38V37H9ZM9 38H8V40H9ZM16 38H13V40L14 39H16ZM23 38V37H22ZM21 38V40L23 41L24 39H22ZM35 38V37H34ZM38 38H39V36H38ZM86 38V37H85ZM84 37H83V39H85ZM119 38V37H118ZM223 38V37H222ZM11 39V38H10ZM27 39V38H26ZM25 39V40H26ZM31 39V38H30ZM50 39H51V37L48 39V41H50ZM92 39V38H91ZM141 39V38H140ZM223 39H225V41H227V40H235L236 38L234 37V36H229V37H225V38H223ZM236 39V40H237ZM260 39L262 40V41H260ZM4 40H6V38H4V39H2V40H0V41H3L4 42ZM8 40L7 41H5V43L6 42H8ZM12 40V39H11ZM18 39H16V41H17ZM20 40V39H19ZM25 40H24V42H25ZM29 42H30V44L32 43L29 39H27ZM31 40H33V39H31ZM34 40H37V38L36 39H34ZM34 40H33V42H34ZM47 40V39H46ZM45 40V41H46ZM51 40V41H52ZM57 40V39H56ZM85 40H87V38L85 39ZM113 40V39H112ZM112 40H111V43H112ZM119 40V39H118ZM166 40V39H165ZM10 41V40H9ZM15 41V40H14ZM14 41H12V42H14ZM55 41V40H54ZM78 41V40H77ZM80 41V40H79ZM83 41V40H82ZM171 41V40H170ZM260 41V42H259ZM2 42V43H3ZM11 42V41H10ZM11 42V43H12ZM56 42V41H55ZM75 42V41H74ZM73 42V43H74ZM84 42V41H83ZM88 42H89V40H88ZM107 44H108V41H105ZM104 42V43H105ZM110 42V41H109ZM138 42H139V40H138ZM206 42H208V41H206ZM212 42V41H211ZM1 42H0V45L2 44ZM18 43V42H17ZM21 43V42H20ZM16 44V43H14V45L16 44V45H21V44ZM61 43V42H60ZM98 43V42H97ZM100 43V42H99ZM6 44H8V43H6ZM6 44L4 45V44H2V45H4V47H7L6 46ZM24 44V43H23ZM27 43H25L23 46L24 47H22V48H20V49H18V47L16 48V49H18V51L19 52H21L20 50H22V49H27L28 47L27 46H30L29 45V43H28V45L27 46H25ZM33 44V43H32ZM67 44V43H66ZM72 44V43H71ZM81 44H83V43H81ZM85 44H87L86 42L83 44V46L85 45ZM88 44H90V43H88ZM92 44V46H93V44H95L96 45V43H95V41H93V43H91ZM90 44V45H91ZM101 44V43H100ZM139 44V43H138ZM138 44L137 45H135L136 46V49H137V46H138ZM264 44V43H263ZM46 45H50V44H48V43H46V42H44V40L42 41L41 40V38L35 43V47L36 48H38L39 50L37 51V52H39L38 54H40L39 56H43L44 54L42 53V51H44V50H46ZM70 45V44H69ZM74 45V44H73ZM91 46V48H94V49H97V47L96 46ZM106 44H104V46H105ZM112 45H113V43H112ZM140 45V44H139ZM215 45V44H214ZM241 45V44H240ZM11 47H13V44H11L10 45ZM22 46V45H21ZM89 46V45H88ZM98 46V45H97ZM101 47L103 46V45H100ZM109 46H111V45H109ZM11 47H8L9 49L11 48ZM15 47V46H14ZM26 47V48H25ZM67 47H69L68 45H67ZM72 47V46H71ZM106 47V46H105ZM141 47V46H140ZM143 47V46H142ZM1 48V47H0ZM3 48V47H2ZM47 48H49V47H47ZM56 48H58V47H55V48H53V49H56ZM124 48V47H123ZM139 48V47H138ZM216 48V47H215ZM227 48V47H226ZM263 48H264V45H263ZM4 49V48H3ZM3 49H0L1 51L3 50ZM6 49V48H5ZM13 49V48H12ZM15 49V48H14ZM13 49V52H15L14 53V55L16 54L17 55V53H16V51ZM50 49V48H49ZM49 49H47V53H48V50ZM52 49V48H51ZM50 49V50H51ZM61 49H63V48H61ZM90 49V48H89ZM88 49V50H89ZM133 49H134V46H132V50H131V52L133 51ZM66 50H67V48H66ZM85 50H87V49H85ZM88 50H87V53H88ZM92 50V49H91ZM91 50H89V52L91 51ZM108 50V49H107ZM256 50H259V49H257L256 48ZM0 51V52H1ZM5 51V50H4ZM4 51H3V53H4ZM7 51H9V50H7ZM12 51V50H11ZM11 51H9V55H11L10 53H11ZM22 51H25V50H22ZM52 51V50H51ZM96 52H97V50H95ZM101 50H99L98 52H97V54H95V56H97L98 55V53L101 55V54H103L102 53V51L100 52ZM135 49H134V53H135ZM199 51V50H198ZM202 51V50H201ZM212 52L210 53V61L207 63V64H205V69L206 70H209V71H211V73H210V75L209 74H207L208 76H207V78L206 79H208V80H205V81H203L201 84H199V86L198 87H196V88H194V89H192V90H190L189 92H188V94L186 95L187 96V99L184 101V103H183V105L182 106H180L176 111H175V113H174V116H173V118H172V120H170V121H172L171 122V124L169 123V126L166 128L165 126H167V125H164V127L166 128V130H164L163 129V127H162V129H163V131L165 132V134H162L161 132H162V130H161V135H160V133L158 134L157 133V135L158 136H160L159 138H157V135H156V138H154V139H152V141L150 140V142H147V144H145L144 145V147L141 149V152L136 156V161H132L133 159H131V161L133 162V163H130V164H128L129 163V160H127L126 159V161H127V163H125V164H123L122 162H126L125 160H123L122 162H121V160L119 161V162H121V166L119 167V168H121V171H122V175H120L121 176V178L120 179H118L117 181V185H115V187L114 186H111L109 183H104V181H103V183L104 184H107L108 186L110 185V187H112L113 189H115V193L113 192V194H115V195H113V194H111L110 193V191L112 190L110 187L108 188V189H111L109 192H108V190L106 191V189H105V193H108V198L106 199V197L102 194H100V192H99V190H98V192L99 193H96L97 191V187L94 189L96 192V194H94V196H97V194H100L101 196H103V197H105V199L103 198V200H105L106 202H104L103 201V203H106L107 204V206H106V208L104 207V205H103V208H104V210H106V214H107V221L105 222L104 221V223H106L105 225L103 224V218H101V219H103L101 222L102 223H100L99 225H104V226H106V227H108V228H106L105 227V229H108V233H107V230H106V234L107 235H105V231L102 233V238L104 237L103 236V234L106 236V241H103V243L104 242H107L105 245H101V244H99V246L101 245V246H104V247H102V248H104V251H103V253H101V252H99L97 255H92V256H90V258H91V264H99L101 261H105L104 262V264H217V263H219V262H217L218 261V259L219 258H221V260H224V259H226L225 257H224V250H225V248H226V246H228V245H231L234 241H236L235 239H236V234L239 232V230H241L242 229V227L244 228V230H245V227L248 225H250L251 223H253V222H255L256 220H257V223H258V220H260L261 219V217H260V215H263V212H264V144L262 145V147L260 148L259 146H258V144L256 143V142H254L253 143V141H251L250 143H247L248 142V140H246V142H244V145H243V147L245 146V144H247V146H253V147H255V150H257L258 149V152H257V154H255L254 155V153H253V151H251V153H253V154H250L249 156H252L253 155V158H251L252 159V161L251 162H247L248 160L246 159V161L244 160V162H242V164H241V162L239 163L238 161V166L236 167V169L234 168V165H233V170L231 169L230 171L228 170H224L225 172H220V173H226L227 172V174H228V176H226V178L224 179V181H222V179L223 178H221L220 176H218L217 175V173H216V175H217V177H216V175L215 174H213V173H208L207 174V176L203 179V181H201L202 179L200 178L199 179V181H197V182H201L200 183V186H199V188H200V192L203 190V192H207L206 190L208 189L207 187H209V189H210V186H212V184H216V183H224V185L223 186H221V188H220V190H219V194H217V193H215V194H213V195H209V196H211V198L209 199H202L203 201H204V208H202L201 207V205H200V211L198 212V216H195L196 217V219H194L193 220V218H192V220L193 221H188V220H185L184 218H181L182 217V215H186V214H183V212L181 211V213H182V215L180 216V218H181V220H185V222L186 221H188L189 223H184V225L186 224H189V227H191L192 229L195 227L196 229V232H189V231H185L183 234L182 233H180V234H182V235H180L179 234V232H180V230H181V227H180V230H178V234L177 235H180V236H178L179 237V239L176 237V236H174L176 239H178V240H176L175 241V239H174V237L173 236H171V237H173V239H174V245L172 246V244H170L169 246H167V245H165L166 246V250H161L163 247H161L160 246V248L158 247L159 246V244H158V246H157V248H159V253L156 255L155 254V252H156V249H154V247H152V243H151V241L154 239L153 238V235H152V233H150L151 231L150 230H152V232L153 231H156L158 228H160L161 226H163V230H164V226L167 224L166 222H167V220L165 221V223H164V221L162 222V223H160L159 224V226H157V229H155V230H153L154 228H156V226H153V223H152V220L153 219H156L155 218V215L158 213L157 211H158V209H159V206L163 203V201L162 200H164L165 199V201L166 202H168V200H169V196H170V189H171V187L172 186H175L177 183H178V181H180V178H183L182 176L185 174V171L187 172V169H188V167H190L191 166V164H195V163H192L193 161H191L192 160V158L193 157H196V155L198 154V152L199 151H201V149H202V147H203V145H204V143H205V141L207 140V138H209L210 137V135L212 134V132L214 133V127L216 126L215 124H216V122L218 121V119H219V117L221 116V114H222V111H223V106H218V104H221L220 102L222 101V100H224L223 99V90H220V89H217V86L216 85H218V84H216V76H215V73H217V72H215L214 71V68H215V66L216 65H224V63L225 62H227V61H222V63L223 64H221V60L220 61H218L217 59V57H215V52L213 51V50H211ZM264 51V50H263ZM50 52V51H49ZM54 52V51H53ZM63 53H64V51H62ZM94 51L92 50V52L91 53H93ZM5 53H6V51H5ZM42 53V54H41ZM51 53V52H50ZM58 53V52H57ZM90 53V54H91ZM106 53H109V52H107L106 51ZM105 53V54H106ZM116 53V52H115ZM114 53V54H115ZM134 53H132L133 55L132 56H134L132 59H130L133 63L135 62V66H136V64H138V62L136 63V61H135V54ZM137 53V52H136ZM200 53V52H199ZM208 53V52H207ZM1 54V53H0ZM18 54H20V53H18ZM49 54V53H48ZM53 54V53H52ZM51 54V55H52ZM62 54V53H61ZM60 54V55H61ZM89 54V53H88ZM9 55L7 54L6 55V60H8V59H10V58H12L14 55H11L10 56V58H9ZM46 55V54H45ZM54 56H55V59H54V57L52 56L50 59H51V61H50V59L49 58H47L48 60H49V63L50 62H53L52 61V59L54 60V62H57L56 60H58L57 58L58 57H61L59 54V56L57 57L55 54H53ZM67 55V54H66ZM100 55H98V60H99V56ZM104 55V54H103ZM109 55V54H108ZM130 55H131V53H130ZM129 55V56H130ZM184 55L186 56L184 59H182L179 63H181L180 64V67H179V69L181 68V70H182V72H185V71H187V69H189L190 68V66L192 65V63H193V65L195 66V60H196V58L197 57H195L196 55H195V53L194 54H192V53H187V54H185L184 53ZM249 55V54H248ZM1 56H3V55H1ZM5 56V55H4ZM19 56V55H18ZM32 56V55H31ZM40 57L41 59L42 58H45L46 59V57ZM62 56H64V55H62ZM86 56H87V54H86ZM111 56H112V53H111ZM131 56V57H132ZM198 56H199V54H198ZM200 56H202L201 54H200ZM204 56H206V54H204L203 56H202V58H206V57H204ZM250 56V55H249ZM15 57V56H14ZM35 58H39L38 56L36 57V51H35V56H34ZM57 57V58H56ZM66 57V56H65ZM91 57V56H90ZM89 57V58H90ZM107 57V56H106ZM106 57H104L103 56V59L105 58V59H109V58H106ZM159 57V56H158ZM158 57H157V59H158ZM31 58V57H30ZM33 58V57H32ZM35 58H33V59H35ZM40 58H39V60H40ZM63 58V57H62ZM93 58H94V55H93ZM97 58V57H96ZM101 58V57H100ZM156 58V57H155ZM199 58V57H198ZM197 58V59H198ZM215 58H217L216 60H217V62L219 63V64H214V62H215ZM16 59V58H15ZM14 59V60H15ZM32 59V61L30 60V59H28V60H26L27 62L28 61H31L32 63H33V60ZM46 59V60H47ZM60 59V58H59ZM88 59V58H87ZM86 59V60H87ZM102 59V58H101ZM112 59V58H111ZM157 59H153V61L155 60V62H156V60ZM219 59H220V57H219ZM256 59V58H255ZM12 61H13V58L11 59ZM11 60H10V62H11ZM42 60H44V59H42ZM46 60H44V61H46ZM61 60V59H60ZM58 61V62H60V63H58V67H59V65H61V61ZM63 60V59H62ZM64 60H65V58H64ZM85 60V59H84ZM110 60V59H109ZM134 60V61H133ZM172 60V59H171ZM199 60H201V58L199 59ZM204 60H206V59H204ZM209 60V59H208ZM37 61H38V59H37ZM37 61H34V62H36L37 63ZM44 61H41L42 63L44 62ZM100 61V60H99ZM98 61V62H99ZM140 61V60H139ZM173 61V60H172ZM236 61V60H235ZM22 62V61H21ZM31 62L29 63V65H38V67L40 68L41 67V65L40 64H42L41 62H40V64H35V63H33V64H31ZM97 62V64H100V62L98 63ZM103 62V61H102ZM6 63V62H5ZM17 63V62H16ZM39 63V62H38ZM49 63H48V65H49ZM57 63H55V64H57ZM104 63H108V61L107 62H104ZM132 63V64H133ZM243 67H244V69H245V71L247 72V76L249 75V77H251L252 79H255L257 76H263L264 75V68H259V69H257V68H254V65H252V63L249 61V60H246V59H244L243 60ZM7 64H9V60H8V63ZM7 64H5V66L7 65ZM11 64V63H10ZM24 64H25V62H24ZM45 64V63H44ZM44 64H42V67H43V65ZM109 64V63H108ZM129 64V63H128ZM199 64V63H198ZM236 64V63H235ZM21 65H22V67H23V69L21 68L20 70H25V68H24V65H23V63L21 64L20 63V67H21ZM29 65H28V67H29ZM48 65H44V66H48ZM54 64H51V68H52V66H53ZM103 65V64H102ZM106 64H104V66H105ZM196 65H197V63H196ZM201 65H203V64H201ZM257 65V64H256ZM8 66V65H7ZM36 66H34L35 68H36ZM99 66H101V65H99ZM129 66V65H128ZM134 66V64H133V68H131V66H130V70H132V69H134L135 70V67ZM139 66V65H138ZM194 66H192L193 68H195V72H196V69L199 67H194ZM3 67V66H2ZM12 67V66H11ZM25 67H27V65H25ZM32 67V66H31ZM37 67V68H38ZM42 67L40 68V69H42ZM54 67H57V65L55 66L54 65ZM91 67V66H90ZM95 67V69H96V65L94 66ZM172 67V66H171ZM187 67V68H186ZM219 66H217V68H218ZM224 67V66H223ZM6 68H10L9 66L8 67H3V69H6ZM33 68V67H32ZM34 68V69H35ZM46 68V67H45ZM44 68V69H45ZM49 69H50V66L48 67ZM48 68H46V72H50V70H48L47 71V69ZM60 68H62V66H60ZM98 68V67H97ZM100 68V67H99ZM102 68V67H101ZM107 68H109V67H107ZM106 68V70L108 71V69ZM138 68V67H137ZM136 68V69H137ZM141 68V67H140ZM220 68H222L221 66H220ZM225 68V67H224ZM242 68V67H241ZM18 69V67L15 69V71ZM34 69H32V70H34ZM93 69L94 68H92L91 69V71L93 72ZM95 69H94V71H95ZM149 69V68H148ZM172 69V68H171ZM186 69V70H185ZM203 69H204V67H203ZM216 69V68H215ZM237 69V68H236ZM2 70V69H1ZM7 70V69H6ZM19 70V69H18ZM17 70V71H18ZM43 70V69H42ZM51 70H53L54 71V69H51ZM56 71H57V69H55ZM176 70H177V68H176ZM193 70V69H192ZM218 70V69H217ZM3 71V70H2ZM13 72L14 74L16 73V72ZM31 71V70H30ZM36 71V70H35ZM55 71V72H56ZM90 70H88V72H89ZM106 71V72H107ZM173 71H175L174 69H173ZM172 71V72H173ZM194 71V70H193ZM244 71V70H243ZM4 72V71H3ZM2 72V73H3ZM7 72V71H6ZM12 72V71H11ZM20 72V71H19ZM29 72V71H28ZM38 72V70L36 71V73H34L35 75L36 74H40V73H37ZM39 72H41V79L43 78V75L42 74H44V72L42 73V71H40L39 70ZM45 72V73H46ZM52 72V71H51ZM60 72H61V69H60ZM60 72H58V73H60ZM102 72V71H101ZM104 72V71H103ZM128 72H130V71H128V67H127V73ZM1 73V72H0ZM12 73V74H13ZM52 73H54V72H52ZM95 73V72H94ZM93 73V74H94ZM141 73V72H140ZM150 73H152V71L150 72ZM174 73V72H173ZM172 73V74H173ZM5 74V73H4ZM24 74H26V73H24ZM92 74V73H91ZM135 74H136V72H135ZM171 74V72L168 74V75H170ZM170 75V77L172 76L173 77V75ZM16 75V74H15ZM21 75V74H20ZM27 75H31V74H26L25 76H27ZM32 75H33V73H32ZM33 75L34 77H37L38 75ZM44 75H46V74H44ZM68 75H70V74H68ZM105 75H106V73H105ZM104 75V76H105ZM194 75V74H193ZM192 75V76H193ZM220 75V74H219ZM7 76L9 77V75L7 74ZM24 76V75H23ZM47 76V75H46ZM46 76H44V78H46ZM74 76V75H73ZM87 76H88V73H87ZM131 76H133V75H131ZM8 77H7V79H8ZM10 77H12L11 76V74H10ZM9 77V79H10V81L9 80H7V81H9V82H11L12 83V78H10ZM28 77V76H27ZM48 77V76H47ZM85 77V76H84ZM137 77V76H136ZM135 77V78H136ZM167 77V76H166ZM165 76H164V79L166 78ZM169 77V78H170ZM194 77H197L196 75L195 76H193L192 78H194ZM218 77V76H217ZM6 77H4L3 78V81H4V79H5ZM16 78V77H15ZM14 78V75H13V79H14V83H15V81H16V79ZM23 78V77H22ZM29 78H31V76H29ZM28 78V79H29ZM42 79V81H46L47 80V78H46V80L45 79ZM96 78V77H95ZM169 78H167V80L165 81H163V83L165 82V84H166V82H169ZM191 78V77H190ZM199 78V77H198ZM224 78V80H225V77H223ZM41 79H40V82H42L41 81ZM102 78L100 77L98 80H101ZM1 80V79H0ZM12 80V81H11ZM25 80V79H24ZM98 80H96V81H98ZM137 80V79H136ZM163 80V79H162ZM194 79H192L191 81L192 82H194V84H195V81H193ZM221 80H222V78H221ZM228 80V79H227ZM2 81V80H1ZM2 81V83H4V85L3 86H5V83L7 82V81H5V82H3ZM23 81V79L21 80V82ZM190 81V80H189ZM217 81H218V79H217ZM219 81H220V78H219ZM229 81V80H228ZM9 82H7V83H9ZM199 82H201V81H199ZM225 82H226V80H225ZM34 83V82H33ZM32 83V85H34ZM36 83V82H35ZM38 84H40L41 85V83H39V80H38V82H37ZM83 83V82H82ZM85 84H86V82H84ZM80 84L82 87H84V85L85 84ZM97 83V82H96ZM99 83V82H98ZM98 83H97V85H98ZM134 83H136V82H134ZM161 83V84H160ZM160 83H158L157 84V86H160L161 88H162V92L164 91L163 90V83L162 82H160ZM228 83V82H227ZM10 84V83H9ZM30 84V83H29ZM173 84V83H172ZM2 85V84H1ZM0 85V86H1ZM15 85V84H14ZM126 85V84H125ZM174 85V84H173ZM225 85H227V84H225ZM2 86V87H3ZM7 86H9V85H7ZM10 86H12V84L10 85ZM25 86V85H24ZM26 86H27V84H26ZM25 86V87H26ZM29 86V85H28ZM34 86H37V84H35ZM34 86H32V87H34ZM42 86H44V84L43 85H41L40 86V88L42 87ZM64 86V85H63ZM88 86V85H87ZM92 86V85H91ZM190 86V85H189ZM222 86V85H221ZM251 86V85H250ZM249 86V87H250ZM1 87V89H3ZM24 87V88H25ZM29 87H31V85L29 86ZM32 87H31V89L30 90H33L34 91V89H32ZM38 87H39V85H38ZM37 87V89H39ZM89 87V86H88ZM93 87V89L95 88L94 86H92ZM103 86L101 85V88H102ZM153 87V86H152ZM191 87V86H190ZM219 87V86H218ZM22 88V87H21ZM21 88H20V90H21ZM35 89H36V87H34ZM63 88H65V87H63ZM85 88H87V87H85ZM97 88V87H96ZM100 88V89H101ZM171 88V87H170ZM187 88V87H186ZM220 88V87H219ZM224 88H225V86H224ZM26 89V88H25ZM25 89H22L21 91L23 92ZM28 87H27V92H29L28 90ZM36 89V90H37ZM68 89H69V91H71L70 90V88L69 87H66V90L68 91ZM92 89V90H93ZM98 89V88H97ZM157 89H159L158 87H157ZM157 89H156V91H157ZM180 89V88H179ZM191 89V88H190ZM226 89V88H225ZM35 90V91H36ZM39 90H41V89H39ZM63 90H65V89H63ZM3 91V90H2ZM1 91V92H2ZM38 91V90H37ZM69 91H68V93H69ZM94 91H95V89H94ZM93 91V92H94ZM161 91H160V94H161ZM170 91H172V90H170ZM225 91V90H224ZM0 92V93H1ZM26 91H24V94L26 95V93H25ZM64 92H66V91H64ZM71 92H73V90L71 91ZM70 92V93H71ZM19 93H20V91H19ZM102 93H103V90H102ZM102 93H99L98 94V96L99 95H102ZM146 93V92H145ZM144 93V100H145V98L146 97H148V95H149V90L147 91V94H145ZM151 93V92H150ZM158 93H159V91H158ZM166 93V91H164L163 93H162V96H160V94H159V98L158 99H161L164 95L163 94H165ZM168 93V92H167ZM170 93V92H169ZM168 93V94H169ZM231 93V92H230ZM238 93V92H237ZM245 93V92H244ZM1 94H3V93H1ZM20 94H22V93H20ZM21 95V96H24V98H25V95ZM73 94V93H72ZM167 94V95H168ZM232 94V93H231ZM147 95V96H146ZM151 95V94H150ZM228 95V94H227ZM17 96H18V94H17ZM21 96H19V97H21ZM155 96V98L157 97L156 95H154ZM247 96V95H246ZM1 98L2 97H4V96H0ZM103 97V96H102ZM150 97V96H149ZM152 97H153V93H152ZM161 97V98H160ZM231 96L229 95V98H230ZM235 97V96H234ZM245 97V96H244ZM257 97V96H256ZM100 98V97H99ZM98 98V99H99ZM186 98V97H185ZM5 99V98H4ZM3 99V100H4ZM21 99H22V97H21ZM20 99V100H21ZM94 99V98H93ZM142 99V100H143ZM148 99H150V98H148ZM0 100H2V99H0ZM2 100V101H3ZM16 100V99H15ZM14 100V101H15ZM23 100V99H22ZM21 100V101H22ZM25 100V99H24ZM100 100V99H99ZM141 100V101H142ZM155 100V99H154ZM258 100V99H257ZM17 101L18 100H16L15 102L17 103ZM102 101V100H101ZM145 101H147L148 102V100L146 99ZM145 101L142 103L141 102V104H143V106L144 105H148V104H146L145 103ZM20 102V101H19ZM103 102V101H102ZM149 102H153V99L151 100H149ZM160 102H162V100L160 101ZM219 102V103H218ZM239 102H241V101H239ZM247 102V101H246ZM0 103H1V101H0ZM15 103V104H16ZM73 103V102H72ZM97 103V102H96ZM155 103V102H154ZM158 103L159 102H157L156 103V105H158ZM229 103V102H228ZM14 104V103H13ZM15 104H14V106H15ZM17 104H19V103H17ZM22 104H23V102H22ZM79 104V103H78ZM139 104H140V101H139ZM140 104V105H141ZM230 104V103H229ZM242 104H244V102L242 103ZM96 105H98V104H96ZM100 105V104H99ZM222 105H223V103H222ZM228 105V104H227ZM20 106V112H22L23 113V109L21 108V104L19 105ZM66 107H67V105H65ZM63 107V106H61V108L63 107V108H65V109H67L66 107ZM80 106V105H79ZM138 106V105H137ZM137 106H136V108H137ZM149 106V105H148ZM171 106V105H170ZM173 106V105H172ZM230 106V105H229ZM235 106H236V104H235ZM242 106V105H241ZM22 107H23V105H22ZM145 107V106H144ZM156 107V106H155ZM16 109H18L17 107H15ZM55 108H57V107H55ZM58 108H60V107H58ZM57 108V110H59ZM140 108V109H139ZM141 108H143L142 107V105H141V107H138L137 109H139V111L141 112ZM243 108H245V107H242V109ZM23 111H22V110ZM89 109V108H88ZM96 108H94V110H95ZM101 109V108H100ZM146 109V108H145ZM171 109V108H170ZM228 109V108H227ZM230 110H231V108H229ZM228 109V110H229ZM56 110V109H55ZM56 110V111H57ZM150 110V109H149ZM159 111H160V109H158ZM157 110V111H158ZM233 110V109H232ZM245 110V109H244ZM88 110L86 109V112H87ZM91 111V110H90ZM93 111V110H92ZM91 111V112H92ZM137 112H138V110H136ZM235 111V110H234ZM233 111V112H234ZM237 111V110H236ZM235 111V112H236ZM1 112V111H0ZM59 112L61 113V111L59 110ZM57 113V114H60V113ZM91 112H90V114H91ZM152 112H154V111H152ZM151 112V113H152ZM162 111H160V113H161ZM245 112L246 113H248V110L246 111L245 110ZM93 113V112H92ZM160 113H158V115L160 114ZM36 114L38 115V113L36 112ZM56 114V113H55ZM87 114V113H86ZM89 114V115H90ZM133 114H135V112L133 113ZM132 114V115H133ZM231 114V113H230ZM233 114V113H232ZM1 115V114H0ZM20 115V114H19ZM52 115H54V114H52ZM92 115L94 116V114H91L90 116L92 117ZM151 115V114H150ZM224 114H222V116H223ZM247 114H245V116H246ZM2 116V115H1ZM21 116V115H20ZM39 116V115H38ZM51 116V115H50ZM84 116H86V115H84ZM140 116V115H139ZM225 116V115H224ZM241 116V115H240ZM244 116V115H243ZM245 116H244V121L245 122H247L248 120H245ZM248 116V115H247ZM246 116V117H247ZM9 117V116H8ZM22 117V116H21ZM19 118V117H17L18 119H23V118H25V117H23V118ZM87 117V116H86ZM131 117V116H130ZM239 116H237V118H238ZM0 118H3V117H0ZM10 118V117H9ZM80 118V117H79ZM79 118H77V119H79ZM84 118V117H83ZM82 117L80 118V120L82 119V122H83V120H85V119H83ZM88 118V117H87ZM86 118V119H87ZM140 118V117H139ZM144 118V117H143ZM146 118V117H145ZM231 118V117H230ZM248 118V117H247ZM260 118V117H259ZM136 119V118H135ZM155 119V118H154ZM221 119V118H220ZM15 120V119H14ZM24 120V119H23ZM95 120H96V118H95ZM226 120V119H225ZM75 122H76V118H75V120H74ZM74 121H69V123H67V125L68 124H70V125H72L73 124V122ZM90 121V123H92L93 125H94V122H92L91 120H89ZM88 120H87V122L86 123H88L89 122ZM144 120H142V122H143ZM146 121V120H145ZM156 121H157V118H156ZM222 121V120H221ZM227 121H228V119H227ZM231 121V120H230ZM71 122V123H70ZM82 122H81V124H82ZM142 122H141V124H142ZM220 122V121H219ZM224 122V121H223ZM243 122V121H242ZM242 122H239V123H242ZM77 123H79V121H77ZM244 123V122H243ZM242 123V124H243ZM89 124V123H88ZM220 124V123H219ZM248 124V123H247ZM5 125V124H4ZM66 125V124H65ZM65 125H63L64 126V128L67 126H65ZM70 125H68V129H73L72 127H75V126H72L71 128H70ZM76 125V124H75ZM79 125H80V123H79ZM78 125V127H75V128H80L81 126H79ZM138 125H140V123L138 124ZM238 124H236V126H237ZM245 125V124H244ZM2 126V125H1ZM62 126V125H61ZM126 126V125H125ZM247 126V125H246ZM57 127V126H56ZM86 127V126H85ZM218 127V126H217ZM217 127H216V130H218L217 129ZM221 127H222V124H221ZM220 127V128H221ZM238 127V126H237ZM248 127V126H247ZM245 128V126H243V128H245L247 131H249V127L248 128ZM44 128V127H43ZM58 128V130L60 131V127L58 126L57 127ZM57 128H55V129H57ZM62 128V127H61ZM136 128V127H135ZM137 128H138V126H137ZM140 128V127H139ZM146 128V127H145ZM223 128V127H222ZM221 128V129H222ZM224 128H225V130H227L226 129V127L224 126ZM230 128V127H229ZM240 128V127H239ZM239 128H238V130H239ZM243 128H242V130H243ZM15 129V128H14ZM23 129V128H22ZM21 129V127L19 128V130L21 131L22 130ZM48 129L52 132V130H51V127H48ZM52 129H53V127H52ZM54 129V130H55ZM66 129H67V127H66ZM77 129L75 130V134H76V131H77ZM86 129H88L87 127H86ZM85 129V130H86ZM134 129V128H133ZM214 129V130H213ZM16 130V129H15ZM47 130V127L45 128V130H44V133H45V131ZM49 130H47L46 132L48 133V135L50 134V132H49ZM58 130H56V131H58ZM62 130V129H61ZM74 130H72L73 132H74ZM80 130V129H79ZM78 130V131H79ZM138 130V129H137ZM140 130H141V128H140ZM150 130V129H149ZM228 130H232V129H228ZM242 130H241V132H242ZM245 130V131H246ZM13 133L15 132V134H18V133H16V131L18 132V130H16V131H13V130H11ZM55 131V133L56 134H60V132H56ZM82 131H84V127H83V129H82ZM87 131V130H86ZM145 131V130H144ZM244 131V132H245ZM63 131H61V134H63L62 133ZM72 132V133H73ZM80 132V131H79ZM85 132V131H84ZM133 132V131H132ZM225 132V131H224ZM240 132V131H239ZM32 133V132H31ZM46 133V134H47ZM69 133H70V130H69ZM82 133V132H81ZM136 133V132H135ZM134 133V134H135ZM142 133V132H141ZM219 133H220V131H219ZM229 133H231V131H229ZM234 133V132H233ZM71 134V133H70ZM129 134V133H128ZM221 134H223V133H221ZM243 134V133H242ZM244 134H247L246 132L244 133ZM28 135H29V133L27 134V137L24 135V137H26V138H24V140H26L27 138H28ZM54 136V138H58L57 136H55L54 134H53V132H52V134H51V136ZM83 135H85V134H83ZM83 135H81V136H83ZM138 135V134H137ZM140 135V134H139ZM142 135V134H141ZM146 135V134H145ZM145 135L143 136L142 135V137L141 138H139L140 140L143 138V137H145ZM216 135H217V133H216ZM218 135H220V134H218ZM29 136H31V135H29ZM42 136V135H41ZM52 136V137H53ZM70 136H72V134L70 135ZM76 136V135H75ZM131 136H133V134L131 135ZM136 136V135H135ZM134 136V137H135ZM248 138H249V135H246ZM73 137V136H72ZM71 137V138H72ZM100 137V136H99ZM223 137H224V135H223ZM29 138H31L32 139V137H29ZM53 138V139H54ZM77 138V137H76ZM132 138V137H131ZM146 138V137H145ZM211 138V137H210ZM209 138V139H210ZM226 138V137H225ZM227 138H229V136L227 137ZM235 138V137H234ZM20 139H22L23 140V137L22 138H20ZM52 139V138H51ZM51 139H49L48 141H51ZM63 139V141H64V138H62ZM61 139V140H62ZM68 139H70V137L68 138ZM133 140H134V138H132ZM236 140H237V138H235ZM235 139H232L231 140V142H234V140ZM242 139V138H241ZM245 139V138H244ZM243 139V140H244ZM247 139V138H246ZM250 139V138H249ZM23 140V141H24ZM55 140V139H54ZM53 140V141H54ZM139 140V141H140ZM144 140V139H143ZM143 140H141L140 142H143ZM213 140H215V137L213 138ZM253 140V139H252ZM29 141H31L30 139H29ZM33 141V140H32ZM65 141H67V139L65 140ZM145 141V140H144ZM250 141V140H249ZM22 142V141H21ZM26 142V141H25ZM230 142V141H229ZM228 142V143H229ZM241 142H242V140H241ZM242 142V143H243ZM62 143V142H61ZM125 143V142H124ZM214 143V142H213ZM219 143V142H218ZM242 143H241V145H242ZM28 144H30L29 142H28ZM139 144V143H138ZM212 144V143H211ZM238 144V146H240V144L239 143H237ZM237 144H233L232 145V147L234 148L235 146H237ZM58 145V144H57ZM62 145H64V144H62ZM67 145V144H66ZM66 145H64V146H66ZM75 145V144H74ZM125 145V144H124ZM210 145V144H209ZM208 145V146H209ZM214 145V144H213ZM212 145V146H213ZM226 145V144H225ZM235 145V146H234ZM73 146V145H72ZM122 146V145H121ZM204 146H206V145H204ZM207 146V147H208ZM211 146V148H213ZM222 146H223V144H222ZM7 147L8 146H6V148H5V150L7 149ZM82 147V146H81ZM81 147H79V148H81ZM99 147V146H98ZM122 147H124V146H122ZM210 147V146H209ZM216 147H219L218 145H216ZM221 147V146H220ZM229 147V149H230V147L231 146H228ZM246 147V146H245ZM55 148V147H54ZM57 148V150H58V147H56ZM55 148V149H56ZM63 148V150L65 151V152H67L66 150L68 149L67 148V146H66V148L65 147H62ZM66 150H65V149ZM78 148V147H77ZM125 148V151L126 150H129L130 152L133 150L132 148H129L128 146H127V148H129V149H127L126 148V146L124 147ZM140 148H141V146H140ZM210 148V149H211ZM240 150H241V154H243V157H245L244 155L246 154V153H248V152H246L245 154H244V152L242 151V149L240 148V147H238ZM248 147H246L245 149H247ZM50 149L51 148H49V151H50ZM60 149V148H59ZM99 149V148H98ZM132 149V150H131ZM208 149V148H207ZM209 149V150H210ZM228 149V150H229ZM244 149V148H243ZM249 149V148H248ZM8 150V149H7ZM41 150V149H40ZM45 150V153H46V149H44ZM78 150V149H77ZM76 150V151H77ZM80 150V149H79ZM78 150V151H79ZM135 150V149H134ZM227 150V151H228ZM49 151H48V153H49ZM63 151V152H64ZM77 151V152H78ZM119 151H120V148H119ZM123 151V150H122ZM125 151H123V153L125 152ZM129 151H126V152H128V153H130ZM137 151V150H136ZM222 152H224V154L222 153V152H218L219 154H223V155H226V154H228V152L225 150V151H223V150H221ZM230 151H232V150H230ZM38 152L39 151H37V154H38ZM42 152L44 153V151L42 150ZM58 152V151H57ZM216 152V151H215ZM225 152H226V154H225ZM12 153V152H11ZM14 153V152H13ZM75 153L76 152H74V157H75ZM127 153V154H128ZM131 153H135V151L134 152H131ZM130 153V154H131ZM203 153H206V152H203ZM211 153H213L214 154V152H213V150H212V152ZM36 154V153H35ZM34 154V155H35ZM36 154V155H37ZM64 154V153H63ZM122 154V153H121ZM127 154H125V155H127ZM218 154V155H219ZM231 154V153H230ZM239 154H240V152H239ZM50 155V153L47 155V156H49ZM69 154L67 153L66 154V156H65V154L63 155V156H65V158H63V159H67V156H68ZM94 155V154H93ZM200 155V154H199ZM212 155V154H211ZM235 156V159L237 158V156L236 155H238V154H234ZM246 155H248V154H246ZM38 156H41V152H40V154H38ZM43 156H44V154H43ZM47 156H45V157H47ZM107 156V155H106ZM208 156H209V153H208ZM228 156L229 155H227V159H228ZM240 157H241V159H242V155H239ZM51 157V156H50ZM50 157H48V159H50ZM53 157H55V156H53ZM52 157V158H53ZM71 157V156H70ZM73 157V156H72ZM72 157L70 158V161L71 160H73L72 159ZM203 157V156H202ZM201 156L199 157V158H202ZM212 157L213 158H215L214 157V155H212ZM230 157H231V155H230ZM2 158V157H1ZM36 158H38L37 156H35V159ZM40 158V157H39ZM42 158H44V157H42ZM41 158V159H42ZM62 158H61V160H62ZM119 158V157H118ZM121 158V157H120ZM119 158V159H120ZM213 158H212V160H213ZM218 158V157H217ZM217 158H215L214 160H213V166H216V163H217ZM6 159V158H5ZM18 159V158H17ZM57 159V158H56ZM56 159L54 158V159H52L53 160V162H55L56 161ZM59 159V158H58ZM57 159V160H58ZM112 159V161L111 162H114V160L116 159L117 160V158H115L114 160H113V158H111ZM125 159V158H124ZM227 159H225V160H227ZM240 159V160H241ZM244 159V158H243ZM2 160V159H1ZM38 159H36L35 160V163L37 162V164L39 163L38 161H37ZM40 160V159H39ZM44 160H46V159H44ZM43 159H42V161H44ZM51 160V159H50ZM60 160V159H59ZM58 160V162L59 163H62L63 161H59ZM68 160V159H67ZM115 160V162L118 164L119 162L118 161H116ZM201 160V159H200ZM219 160H220V158H219ZM232 160V159H231ZM231 160H228L230 163H235L236 161H233L232 160V162H231ZM238 160V159H237ZM70 161H64V162H66V164H64V165H67V163L68 162H70ZM130 161V162H131ZM204 161H207V157L206 158H204V160H203V162ZM210 161H211V159H210ZM221 161V160H220ZM4 162V161H3ZM57 162V161H56ZM56 162H55V166H56ZM135 162V163H134ZM219 162V161H218ZM236 162V163H237ZM247 162V163H246ZM6 163V162H5ZM59 163H57V170H59V169H61L60 167H59ZM199 164L198 165H200V162H198ZM211 163V162H210ZM224 164H227V162L225 163V162H223ZM223 163H221V164H223ZM232 163V164H233ZM33 164V163H32ZM42 164V163H41ZM63 164H60L61 165V167H63L62 165ZM100 164V163H99ZM229 164V163H228ZM227 164V165H228ZM246 164V165H245ZM36 165V164H35ZM39 165V164H38ZM51 165H52V163H51ZM120 165V164H119ZM208 165H210V164H208ZM46 166V165H45ZM109 166H110V164H109ZM109 166H108V169H109ZM118 166V165H117ZM197 166V165H196ZM219 167L220 166H223V165H218ZM217 166V167H218ZM226 166V165H225ZM225 166H224V168H225ZM40 167V166H39ZM38 166H37V168H39ZM41 167H43V166H41ZM65 167V166H64ZM193 167H194V165H193ZM202 167H203V163H202ZM201 166H200V168H202ZM33 168V167H32ZM52 168V167H51ZM51 168L49 169V168H46L45 167V169H46V172L45 173H47V170H51ZM65 168H67V167H65ZM113 168V167H112ZM119 168H118V170H119ZM209 168H210V166H209ZM212 168V167H211ZM210 168V169H211ZM216 168V167H215ZM226 168H227V166H226ZM40 169V168H39ZM38 169V170H39ZM44 168H42V170H43ZM45 169L42 171V172H44L45 171ZM64 169V168H63ZM63 169H61V170H63ZM110 169H111V166H110ZM113 169H115V168H113ZM113 169H111V171L113 172ZM196 169V168H195ZM207 169V168H206ZM221 169H223V168H221ZM230 169V168H229ZM31 170V169H30ZM33 170H36L35 168L33 169ZM56 170V169H55ZM56 170V171H57ZM193 170V169H192ZM201 170V169H200ZM212 170V172H213V169H211ZM211 170H210V172H211ZM216 170V169H215ZM52 171V170H51ZM50 171V172H51ZM100 171V170H99ZM218 171V170H217ZM220 171V170H219ZM3 172V171H2ZM6 172V171H5ZM42 172H40V170L38 171V172H34L31 176H28V177H26V178H22L21 179V183H26V184H30V185H32V184H34L35 183V185H36V183L37 182H39L38 180H39V178L38 177H40V175H39V173H42ZM50 172H49V174H50ZM53 173H56V172H54V170L52 171ZM58 172V171H57ZM60 172V171H59ZM62 172V171H61ZM101 172H103V170L101 171ZM188 172H189V170H188ZM198 173H199V171H197ZM201 173H202V171H200ZM44 173V174H45ZM103 173H105V171L103 172ZM109 173V170L107 171V174ZM204 173H207V171L206 172H203V174ZM220 173H219V175H220ZM57 174V173H56ZM56 174H55V178H56ZM58 174H61V173H58ZM57 174V175H58ZM110 174V173H109ZM115 174V176H116V172L114 173ZM113 173H112V175H114ZM189 174V173H188ZM1 175H3L2 173H1ZM46 175V174H45ZM45 175H43V174H41V176H43V178H44V176ZM47 175H48V173H47ZM47 175L45 176L46 178H47ZM51 175L53 176L54 174H50V177H51ZM104 175H106V174H104ZM104 175H103V177H104ZM202 175V174H201ZM213 175H215V177L213 176ZM225 175V174H224ZM223 175V176H224ZM18 176H19V174H18ZM59 176V175H58ZM58 176H57V178H58ZM109 177V175H106V177ZM114 176V177H115ZM222 176V175H221ZM3 177V176H2ZM50 177H48L47 179H48V181L49 180H55L54 179V177H52V178H50ZM117 177H119V175L117 176ZM190 177L191 176H189V180L188 181H192V180H190ZM204 177V176H203ZM40 178H42V177H40ZM43 178L40 180V182L39 183H41V181H43ZM46 178H44V181H45V179ZM96 178V180H95V182H97V180L99 179V175H98V177L96 176L95 177ZM94 178V179H95ZM101 178V177H100ZM185 178H186V176H185ZM38 179V180H37ZM46 179V180H47ZM110 179H111V176H110ZM114 179V178H113ZM193 179V178H192ZM195 179V178H194ZM100 180V179H99ZM99 180H98V185H99ZM196 180H197V178H196ZM195 180V181H196ZM12 181H14V180H12ZM17 181V180H16ZM43 181V182H44ZM114 181H115V179H114ZM194 181V180H193ZM222 181V182H221ZM93 182V181H92ZM95 182H93V183H95ZM100 182H102V181H100ZM181 182H183V181H181ZM90 184V186H89V188H90V192H91V190H92V188L94 187V186H91V185H95L96 186V184ZM116 183V182H115ZM189 183V182H188ZM17 184H19V183H17ZM42 184V183H41ZM44 184H45V182H44ZM47 184V183H46ZM100 184H102V183H100ZM195 184H199V183H195L194 182V186H195ZM13 185H14V182H13ZM16 185V184H15ZM14 185V186H15ZM106 185V186H107ZM189 185H190V183H189ZM193 185V184H192ZM20 187H21V185H19ZM19 186H16V188L17 187H19ZM23 186V185H22ZM101 186H104L103 184L101 185ZM101 186H98L99 188L101 187ZM197 186V187H198ZM217 186V185H216ZM49 187V186H48ZM88 187V186H87ZM86 187V188H87ZM92 187V188H91ZM105 187V186H104ZM193 187V186H192ZM196 187V188H197ZM89 188H87V190L89 189ZM98 188V189H99ZM176 188V187H175ZM187 188V187H186ZM185 187H184V189H186ZM207 188V189H206ZM31 189V188H30ZM104 188H102L101 190H103ZM182 190H183V188H181ZM189 189V188H188ZM198 189V188H197ZM16 190V189H15ZM93 190V191H94ZM173 190H174V188H173ZM192 189H190V191H191ZM214 190V189H213ZM181 191V190H180ZM89 192V193H90ZM103 191H101V193H102ZM183 192H185V191H183ZM198 192V191H197ZM211 192H213V191H211ZM15 193V192H14ZM88 192H86L85 194L87 195V197L84 195L83 197H82V201H84L83 199H84V197L85 198H88V197H91L90 196V194H89V196H88V194H87ZM93 193V192H92ZM166 193L168 194V195H166ZM32 194H34V196H35V193H32ZM172 194V193H171ZM188 194H190V193H188L187 192V194L186 195H188ZM195 195H196V193H194ZM203 194V193H202ZM201 194V195H202ZM209 194V193H208ZM99 195V196H100ZM109 195H113L114 197H111V196H109ZM166 195V196H165ZM173 195V194H172ZM175 195V194H174ZM177 195V194H176ZM191 195V194H190ZM193 195V194H192ZM199 195V194H198ZM12 196V195H11ZM204 196V195H203ZM9 197V196H8ZM178 197L180 198L181 196H179L178 195ZM189 197H191V196H189ZM201 196H195L194 198H195V200L194 201H196V198H200ZM204 197H206V196H204ZM203 197V198H204ZM213 197V198H212ZM99 198V197H98ZM98 198H97V200H98ZM171 198V197H170ZM175 198H177V197H175ZM184 198V197H183ZM185 198H186V196H185ZM184 198V199H185ZM91 199V198H90ZM94 199H95V197H94ZM181 200H184V199H182V198H180ZM190 199V198H189ZM4 200V199H3ZM92 200H93V198H92ZM172 199H170V201H171ZM180 200V201H181ZM199 200V199H198ZM201 200V199H200ZM90 201V200H89ZM98 201H102V198L101 199H99ZM174 201V200H173ZM185 201H187V200H185ZM194 201H192L191 200V203L192 202H194ZM87 202H88V199L87 200H85L83 203H86L87 204ZM176 202V201H175ZM197 202H199V201H197ZM79 203V202H78ZM98 204L100 203V202H97ZM190 203V202H189ZM196 203V202H195ZM93 203H92V201H91V205H92ZM101 204V203H100ZM166 204V203H165ZM164 204V205H165ZM80 205V204H79ZM82 205H84V204H82ZM88 205V204H87ZM90 205V204H89ZM90 205V207H92ZM97 205V204H96ZM96 205H95V207H92L91 209H93L94 208V210L96 211ZM167 205H170V204H167ZM177 205V204H176ZM180 205H182L183 206V204L181 203ZM62 206V205H61ZM100 207H101V205H99ZM171 206H172V204H171ZM195 206L197 207V205H194V208H190L189 206V209H195ZM199 206V205H198ZM25 207V206H24ZM83 207V206H82ZM82 207H80V212H79V214L80 213H82L81 211H83L84 212V214L87 212H85L84 211V207L82 208ZM90 207L89 208H87L89 211H91L90 210ZM174 207H175V205H174ZM191 207H192V205H191ZM86 208V207H85ZM99 208V207H98ZM103 208H101L102 210H103ZM202 208V209H201ZM205 208H206V213H204L203 214V212H204V210H205ZM17 210H18V208H16ZM83 209V210H82ZM101 209H98V211L100 210L101 211ZM60 210V209H59ZM93 210V211H94ZM103 210V211H104ZM169 210V209H168ZM167 209H165V210H163V211H165V213H167V211H168ZM196 210V209H195ZM194 210V211H195ZM65 211H66V209H65ZM93 211H91V212H89V213H92ZM162 211V212H163ZM193 211V212H194ZM196 211H198V210H196ZM27 211H25V213H26ZM65 213V212H64ZM101 213V212H100ZM170 213V212H169ZM176 213V212H175ZM78 214V213H77ZM78 214V215H79ZM83 214V213H82ZM83 214V215H84ZM163 214V213H162ZM197 214V213H196ZM20 215V214H19ZM81 215V214H80ZM83 215H81L80 217H78L79 218V221L82 219V216ZM86 215V214H85ZM95 214L93 213V216H94ZM160 215H161V213H160ZM165 215V214H164ZM167 215V214H166ZM165 215V216H166ZM170 215V214H169ZM172 215V214H171ZM87 216V215H86ZM168 216V215H167ZM166 216V217H167ZM177 216V215H176ZM101 217V216H100ZM163 216H160V218H162ZM169 217V216H168ZM188 217V216H187ZM192 217V216H191ZM260 217V219H258ZM58 218V217H57ZM62 217H60V218H58V221H57V219L55 218V221H57L56 222V224L59 222V220L61 219ZM67 218V217H66ZM84 218V217H83ZM86 218V217H85ZM94 218H96V219H98V220H100L96 215L94 216ZM157 218H159V217H157ZM95 219V220H96ZM105 219H106V217H105ZM163 219V218H162ZM169 219H170V217H169ZM174 219V218H173ZM63 220V219H62ZM98 220H96V221H98ZM158 220H160V219H158ZM172 219H170V222L172 223V221H171ZM190 220V219H189ZM82 221H84L83 219H82ZM176 222H178L179 220H175ZM175 221H173V222H175ZM263 221V220H262ZM81 222V221H80ZM100 222V221H99ZM159 222H161V221H159ZM170 222H168V223H170ZM175 222V223H176ZM182 222V221H181ZM60 223V222H59ZM59 223L57 224L58 226H60L59 225ZM78 223V222H77ZM145 223H147V224H145ZM175 223H173V224H175ZM179 223V222H178ZM261 223V222H260ZM36 224H38V223H36ZM56 224H55V226H54V228L52 227L54 224H52V225H50V227H49V229H52L51 231H54V229H55V227H56ZM79 224V223H78ZM81 224H82V222H81ZM83 224H85V223H83ZM83 224L82 225H80V227H82V228H80V229H82L83 230ZM156 224V223H155ZM254 224V223H253ZM35 225V224H34ZM149 226L150 228V230L148 231V232H145V230H144V226ZM158 225V224H157ZM169 225V224H168ZM176 225V224H175ZM261 225V224H260ZM260 225H257L258 227H256L255 229H257L258 228V230L261 232V230L259 229L260 228ZM264 224H262L261 226H263ZM13 226V225H12ZM57 226V227H58ZM93 226H94V223H93ZM152 226L154 227L153 229H152ZM182 226V225H181ZM254 226H255V224H254ZM9 227V226H8ZM52 227V228H51ZM57 227H56V229H57ZM61 227V226H60ZM77 227H78V225H77ZM77 227H75V230H76V228ZM174 227V226H173ZM85 228V227H84ZM143 228V229H142ZM148 228V227H147ZM167 228H168V226H167ZM166 228V229H167ZM175 228V227H174ZM173 228V229H174ZM249 228V227H248ZM262 228V227H261ZM45 229V228H44ZM48 229V234H46V235H44V236H41V235H34V236H31L29 239H23V238H21L20 237V241H19V239H18V242H16V238H17V236L15 235V237H12L13 239L11 240L12 242V245H13V251H12V257H11V259H10V261L8 262V264H70L69 262H68V260H69V257H68V255H67V253H66V249H65V240L63 239V236H62V234H61V228L59 229L58 228V230L60 231V233H56L55 231H54V233H56V234H54V233H52L50 230ZM86 229V228H85ZM96 229V228H95ZM102 229V228H101ZM104 229V227H103V230H105ZM144 230V232L146 233V236H147V238H145V236L143 237V240H141V241H137L136 240V236L140 233V230ZM146 229V228H145ZM162 229H160V231L162 230ZM169 229V228H168ZM172 229V228H171ZM170 229V230H171ZM173 229H172V231H173ZM176 229V228H175ZM178 229V228H177ZM10 230V229H9ZM8 230V231H9ZM159 230V229H158ZM162 230V231H163ZM243 230V229H242ZM244 230L242 231L243 233H244ZM249 230H250V228H249ZM257 230V231H258ZM58 231V232H59ZM76 231H79L80 232V230H78V228H77V230ZM166 231H168V230H166ZM164 232V234L165 233H168V232ZM258 231V232H259ZM262 231L264 232V229H262ZM79 232H78V236L76 235L75 237H79ZM86 232V231H85ZM144 232H142V233H144ZM246 232V231H245ZM252 232V231H247L246 233H248V234H250V233ZM259 232V233H260ZM262 232V233H263ZM144 233V234H145ZM171 233H174V232H171ZM255 233V232H254ZM253 232L251 233V234H254ZM168 234H170V233H168ZM250 234V235H251ZM81 235V234H80ZM83 235V234H82ZM149 235V236H148ZM155 235H158V234H155ZM160 235V234H159ZM172 235V234H171ZM173 235H175V234H173ZM256 235V234H255ZM258 235H260V234H258ZM264 234H262L261 235V238L259 237H257V235L255 236V237H257L259 240L260 239H262V237H264L263 236ZM238 236H241V235H239L238 234ZM2 237V236H1ZM136 237V238H135ZM141 237V236H140ZM154 237H156V236H154ZM250 237V236H249ZM248 237V238H249ZM252 237H254V235L252 236ZM19 238V237H18ZM84 238H86V237H84ZM101 238V237H100ZM242 237H239V239L240 240H243V239H241ZM80 239L82 240V238H81V236H80V238H77V239H74V240H79L78 242H80V245H85L84 243H86L85 241L83 242V243H81V241H80ZM139 239H141V238H139ZM161 239L162 238H160V239H156V240H158V241H161ZM173 239H171V240H173ZM252 239V238H251ZM250 239V240H251ZM100 241H102L101 239H99ZM167 239H165L163 242L165 243V242H167L166 241ZM255 240L256 239H254L253 241L255 242ZM263 240V239H262ZM260 241V243L258 244V245H262L261 243L263 242V241ZM76 241H74V242H76ZM243 241H245V239L243 240ZM248 242H250L249 240H247ZM252 241V240H251ZM242 242V241H241ZM100 243V242H99ZM141 243V245H139ZM154 243V242H153ZM172 243V242H171ZM235 243V242H234ZM166 244H168V243H166ZM238 244V243H237ZM244 244V243H243ZM250 244H253V242H250ZM255 244V243H254ZM256 244H257V240H256ZM255 244V247H257V245ZM162 245V244H161ZM234 245V247L236 246L235 244H233ZM247 245V244H246ZM249 245V244H248ZM248 245L245 247L244 246V248H246L247 249V247H248ZM100 246V247H101ZM155 246V247H156ZM163 246V245H162ZM240 247H242L241 245H239ZM238 246V247H239ZM250 246V245H249ZM83 247H85V246H83ZM174 247V248H173ZM234 247H232V248H234ZM237 247V246H236ZM251 247V246H250ZM249 247V248H250ZM261 247H262V249H261ZM261 247H258L256 250H251L252 252H251V254L248 256V257H245L244 259H243V262L241 263V264H253L254 263V261H256V260H258V258L256 259V257H258L257 255L255 256V253L257 254V253H263L264 252V245L263 246H261ZM177 248V249H176ZM248 248V249H249ZM237 249V248H236ZM241 249H243V248H241ZM240 248L239 249H237L238 251H240L241 250ZM244 250V253L243 254H245V251H247V250ZM158 250V249H157ZM161 250V251H160ZM227 250V249H226ZM232 250V249H231ZM178 251V255H175L176 254V252ZM241 252V251H240ZM243 252V251H242ZM241 252V253H242ZM255 252V253H254ZM81 253V252H80ZM174 253V254H173ZM234 253H236L235 251L233 252V253H231V254H229V255H231L232 256V254L234 255ZM240 253V254H241ZM236 254H238V253H236ZM249 254V253H248ZM72 255H73V253H72ZM239 255V254H238ZM237 255V256H238ZM79 256H80V254H79ZM225 256H227V255H225ZM241 256V255H240ZM245 256H246V254H245ZM255 256V257H254ZM239 257V256H238ZM244 257V256H243ZM83 258V257H82ZM103 260H102V259ZM222 258H224V259H222ZM261 258V257H260ZM234 259V258H233ZM242 259V258H241ZM255 259V260H254ZM84 260V259H83ZM83 260H82V262H83ZM101 260V261H100ZM227 260L228 259H226V262H227ZM231 260V259H230ZM230 260H228V261H230ZM74 261V260H73ZM73 261H72V264H73ZM217 262V263H216ZM232 261H230V263H231ZM260 262H262V260H260ZM79 263V262H78ZM103 262H101V264H102ZM219 264H221V263H219ZM262 264V263H261Z\"/></svg>", "mask_w": 264, "mask_h": 264}]
</instances>
